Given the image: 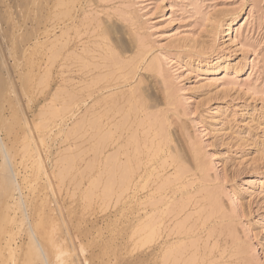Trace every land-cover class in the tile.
<instances>
[{"label": "rangeland", "instance_id": "rangeland-1", "mask_svg": "<svg viewBox=\"0 0 264 264\" xmlns=\"http://www.w3.org/2000/svg\"><path fill=\"white\" fill-rule=\"evenodd\" d=\"M9 1L10 0H3L0 2V10H1L0 20L1 18L2 19L4 18L2 21L8 23L5 24L1 21L3 23L2 24L0 22V26H2V28L5 25V27L3 28L4 31L0 29V34H1L0 44L2 45V46L0 45V50L4 49V51L2 50L3 52L1 51V53H3L2 57L4 58V56L7 55L8 58H4V60L6 59V61H9L6 62L7 65H9L8 68L9 71L4 69L2 71L3 73L2 77L6 80L9 78L13 80L14 78L17 79L18 82L13 80V82H17L15 86H14L15 83L13 84L14 89L13 88L9 89L8 92L6 93V98L3 101V103L4 102L5 103L3 105L6 108L5 114L8 118L6 117L4 124L0 129L2 138L4 139L5 150H6L5 151L6 155H5L3 153L4 151L0 149V264H46L45 260H43L44 263H42L41 261V258L44 259V256L42 257L41 254L42 252L39 251L36 244H34V242L32 243V241H30L28 237L27 233L30 230H34L35 232L37 231L36 233H38L39 237L41 236L40 242L42 241L41 242L42 251L46 256V259L48 260L47 264H161L163 262V260L161 259H164L166 255V254H162L163 252L166 253L167 249L169 250L171 249V247H173V245L177 244L178 239L183 240V238L186 237L184 240H189V239L191 240V236L193 238L192 241L197 239V237L198 239L197 242L195 241L196 246L193 245L194 243L191 242V245H193L194 247L192 246L190 250L188 249L190 252L188 251L186 256L188 257L190 255L188 257L190 258L192 255L196 253L193 252L196 249V247L200 248V249L198 248L196 249L197 251V253L195 254L196 256L194 255L198 260V264H215V263L242 264V262H244V264H264V0H79V1L76 0L77 2H75V0H71L76 3V4L74 3L75 5L72 2H70V0L69 1L64 0L65 4L67 1V4L62 9L61 8L54 9V7L56 6L58 7V4L49 3L46 4L43 8H41L38 2L35 4V6H33L34 4L30 2L31 6L30 3L27 6L24 3H21L20 5H16L11 2L9 3ZM69 2L70 4H68ZM71 4H73V7L75 6V9L71 8L72 7ZM6 5H8V7ZM61 7H63V5ZM65 8H67L68 10L71 8L72 12L65 10ZM82 10L83 11L86 10V11L82 12ZM62 11H64L63 13H65V15L61 17L60 14H62ZM12 13L14 16L12 15ZM55 13L57 14L60 13V14L55 15ZM68 14L73 16L69 17ZM84 14L86 15L89 14V15L86 16ZM54 16L55 17L59 16V17H56L57 19L54 20L55 19ZM24 20L26 21L24 22ZM88 24H91V28L90 26L86 28V25ZM47 27H48L47 29L48 31L46 30ZM61 28L63 30H61ZM94 28L96 30L100 28V30L96 31L95 33ZM50 29L51 31L49 32ZM78 29L79 32L77 31ZM111 29L112 31H110ZM74 31L78 32L79 34L78 35L77 33L74 34ZM3 32H5L3 34L4 36L6 35L5 38H3L4 37L2 35ZM9 33H11V35H9ZM101 33H103L104 35L103 34L101 35ZM8 35L10 37L14 36L16 41L13 37L12 38L8 37L9 40L8 39L7 40L8 41L11 40V42H9V44L8 42L4 44L7 41L6 38ZM63 35H65L64 40L62 38ZM79 35L81 37L83 35L82 40L80 41H79L80 38ZM93 35L96 38L97 37L98 38L97 39H95V37L93 38ZM55 36H57L58 38L60 37L59 38L60 40L56 37L57 40L59 41V44L57 42L58 48H60L62 46L61 44L64 43V41L66 40L65 43L67 42L66 44H68L66 48L68 47L69 49H64L65 51L59 54L60 57L56 56L57 59L58 58L60 59L59 60L56 59V61L54 62L53 60L54 58H56L54 55H52V53H54V50L53 51L50 50L52 52L51 53L48 47H51L50 49H53L52 46H54L53 44L55 43V41H51V38L52 40L53 38L56 40ZM72 36L75 37H73L72 39ZM101 36H103L104 39L101 38L100 40ZM39 37H41L42 40ZM106 38H108V40L105 41ZM117 38L119 40V43L116 41ZM1 39H4L5 41L4 40L1 41ZM44 39H46L47 41L45 40V42H42ZM121 39L123 40V43H121L122 42ZM10 43L14 44L13 47L14 50L11 48L12 45L9 46ZM92 43L94 44V46ZM98 43L99 46L101 47V50H103V52L101 50L99 51L100 48L97 47ZM86 44L88 45L85 46ZM103 45H106V47L104 48ZM6 46H9V48ZM27 46H29V48ZM25 47L27 49H24ZM86 47H88L89 50H91L90 51L91 54L99 53V56L102 55V57L104 58L102 59L101 57L102 59L101 60L97 54L96 55L94 54L95 56L94 58L97 59L99 58V60L96 59L97 62H95V60L93 59L94 60L93 62L92 59H90L91 58L89 55L90 53H88L89 51L88 48ZM21 48L24 50L25 54L23 53V50ZM81 48L86 50L83 51L81 50ZM110 48L112 49L111 51H115L118 53L119 59H123L124 57L123 59L124 63L125 61L128 63V60L130 61V58L132 61V57L133 60L134 58L135 59L140 58V61H138L139 59H137L136 61L133 62V63H137V61L139 62L137 65L135 64V66H137L136 68H134L135 66L133 67L134 64L131 65L129 63V66L132 70L133 68L134 70L136 69L135 71L134 70L132 71L133 74L131 73V69L129 68V66L127 67L126 65L127 63L124 64L122 60H119L120 61L119 63L121 64L120 67L119 66L115 68L111 67L112 69L110 68V65L111 66L113 65L112 62L110 63L109 61L106 63L105 62L101 63L104 60L107 61V59L109 58L108 56L111 53L109 50ZM11 49L13 51H15V49L18 51H16V53H14L13 51L10 52ZM47 51H49L51 55ZM107 51L109 54L107 53ZM121 51H123L122 52L123 55L121 54ZM69 52H73V53L72 54L70 53L71 55L70 54L68 55ZM85 52H87L88 54H85ZM13 53L14 55L15 54L17 55L14 56ZM22 53L24 54L23 56ZM74 53H76L79 57L83 58L85 61L80 62L81 59L78 58V56L73 57ZM83 53L85 54V56ZM139 54L141 55L140 57H138ZM9 56L11 57L10 59ZM51 56L54 57L51 60L52 64L51 61L49 62V60L52 58ZM15 57L17 58V60L15 59ZM65 57H67L68 59H66ZM12 59H14L13 63L18 62L19 64L16 66L17 64L16 63L13 66V64H11V62L13 61ZM72 59L74 60L72 61ZM67 60H69L70 63H67L68 62ZM87 60L89 64L93 63L92 65H94L96 68L97 66L99 67L96 70L95 68H92L93 66H91L90 68V65L89 64L87 65ZM19 61H21V63ZM156 62L158 64L157 65L158 67L155 72L152 68L154 64L156 66ZM73 63H76L75 64L76 66L73 65V67H71V64ZM96 63L97 64L100 63V64L96 66ZM22 64L25 67L20 66ZM45 64L47 66H45ZM104 64L106 66L103 67L102 65ZM49 65L50 66L54 65V67L52 66L53 68H51ZM62 65L64 67H62ZM83 65L89 66L91 70L87 69L86 66H84L83 68ZM15 66L17 67L18 70L17 69L12 70L13 68H16ZM65 66H67L68 68ZM100 66L103 67L102 69H105V71L102 69L101 71L99 69L101 68ZM124 66H126L128 70L124 69L122 72L121 67ZM107 67L110 69L108 70ZM20 68L21 70H23L22 72ZM49 68L51 69L49 70ZM159 68L161 70H159ZM93 69L97 72H95ZM151 69L152 71H150ZM117 70H119V72H117ZM11 71L15 73L14 76ZM112 71L113 72L116 71V74L111 75ZM108 72L113 77L112 80L111 76L108 75L113 82L112 81L109 82L110 79L108 77H107L108 79H106V77L104 76L105 77L104 79L106 81H103L101 79L100 81H102L103 83L101 82L100 84L97 83L95 84V82H97L96 80L100 79L97 78L98 77L97 75H99L100 77L101 76L100 74H102L103 76ZM90 73L91 74L94 73V74L90 75ZM128 73L131 74V76L130 77L128 76L126 77V79L123 80L122 79L123 76L128 75ZM18 74L20 75L18 76ZM119 74L120 76L121 75L123 76L120 78ZM8 75L11 77H9ZM16 75L18 78L16 77ZM23 75L25 76L24 80L28 82V84L26 82V85L25 83H22L21 78L24 77ZM42 78H46L47 82L48 81L49 82L47 83L46 79L45 81H43L44 79ZM117 78L120 79L117 80ZM68 79L69 81L70 79L73 80V82L72 81H71L72 83L69 82ZM38 80H40L41 82H39ZM90 80L92 85H89ZM114 80L116 82H114ZM125 80L127 81L124 82ZM42 82L46 83L45 85L43 83L42 85L43 87L39 86L42 84ZM38 83L41 84L38 85ZM54 83H56L55 86ZM87 84L89 85L90 90ZM23 85L27 86L26 89L28 91L27 90L25 91V87ZM95 85H98L96 86L97 88L95 87ZM71 86L72 88H70ZM84 86L87 87L84 88ZM62 87L64 89H62ZM109 87H111L110 91H108ZM65 88L67 89L66 93L68 94L66 96H64L65 91L64 93L62 92V90H65ZM80 88L81 89L84 88L85 90L83 91V89L81 90ZM142 88L144 90H142ZM99 89H101L102 91ZM12 90L18 93L19 96L18 94H15V92H13ZM21 90L27 93L25 94V92ZM41 90L42 92H40ZM47 90L50 93H47L48 92ZM56 90L57 91L60 90L59 92L60 93L62 92L61 93L62 95L60 93L56 94L57 93ZM129 90L130 92H128ZM135 90L138 91L137 94L132 93V92H136ZM98 91H100L101 94ZM20 92H22L23 94H21ZM118 92H120L121 94L120 93L117 94ZM70 93L73 95L70 96ZM89 93L93 94L89 96L91 99L87 97ZM112 93H114L115 95ZM154 93L155 95L153 96ZM74 94L77 97L78 96L79 97L74 99ZM110 94L112 95V99L109 96ZM129 94H131V96ZM16 95L18 96L17 100L15 98ZM128 95L130 96L129 99L127 98ZM20 96L23 99H21ZM44 96H45V100H44ZM56 96L58 98L55 101L54 99L56 98ZM67 96L71 98L73 97V99H67L68 98ZM121 96H124L122 98L123 101L121 100ZM85 97H87V99L82 100V98ZM136 97H142V98L139 99ZM154 97L157 98L156 102L159 100L158 103L159 104L161 103V105L158 106L156 102L152 101L155 99ZM132 98L134 99V101L137 102L138 101L141 103L145 102L144 108L142 110H138L139 113L136 112L138 115L133 113V116L130 117V121H128L127 126H125L124 129H121L124 131V133L122 132L124 135H121L122 134L121 130H118L120 131L121 136L117 131L115 137L113 138L112 136L115 128H113L114 126L112 127V125L115 124L117 125L119 124V122L120 123L123 122L122 116L126 115V113L128 112L127 110H129V107H132L131 106L132 104L130 105V101L132 100ZM151 98L152 100H150ZM113 99H114V104H116V102L118 101L117 103L118 105L115 111H113V107L112 108L110 107L111 105L113 106L112 103ZM71 100L74 101H72L71 103L70 102ZM47 101L50 102L48 103ZM126 101L127 103L128 102L129 103L127 104ZM52 102L55 103H53L52 105L50 104ZM62 102L64 103L68 102V103L63 104ZM84 102H86V104H84ZM97 102L98 104L99 103L100 104L98 105ZM154 103H156L155 105H157L156 106L157 108L155 107L156 109H154V107L153 108L151 107V105H153ZM142 104L138 105L137 107L140 109ZM50 105L53 111H54V107L55 108L57 107L58 110L62 107L61 109L63 110V107L66 106V108L64 107L66 111L65 110L63 111L67 112V108L71 106L72 107H71V111L70 109H68L69 111L67 113L64 112V114H62L63 111L60 110L61 112L58 111V115H56L57 111H54V113L55 112L56 113L53 116L54 113L51 114L52 110L50 108L48 110V107H50ZM120 105L124 106V109L122 110V114H120L118 112L120 110L117 109ZM8 108H10L11 110H9ZM45 108L47 109L45 110ZM105 108L107 113H110L109 110H107V108H111V113L104 114L105 117L109 116L108 119L103 118V116H101L103 122L101 130L103 131L98 132L97 130V133H100L99 135H101L103 134V132H106V130H109V128H111L110 130L112 131V134H111V138H109L105 143L106 145H104V148H102L103 154L100 152V150H102L101 148L99 149V151H97V153L99 154H97V158L95 157L97 161L96 164L94 165L95 163L93 162L94 158L93 160L92 159L89 160V158L94 157L93 152L96 151V146L94 145L96 144L94 145L92 144L96 143V139L98 137H96L95 135L96 130L94 131L92 130L93 131L92 132L91 129H88L89 126L87 121L92 120L93 118H95L96 115L97 118L99 114H102L105 111ZM147 108L149 109L151 108L152 110L151 109L148 110ZM145 110L147 111L144 112ZM96 111L98 114H96ZM115 112L118 113L116 114ZM90 113L94 114V117L92 115L91 118ZM45 114L47 115L44 117ZM88 114H90V116ZM51 115L53 117H51ZM134 115L138 116L135 117V120L133 118ZM84 116H85V121H84L85 125L83 126L82 119L84 118ZM150 116L151 117L153 116L154 118L153 117L151 118ZM22 117L25 118L27 117L29 119L28 120L26 118L28 122L26 128L24 125L25 123L23 124V122L21 121ZM41 117L43 118L41 119ZM119 118L121 119L118 122L117 120ZM97 119L99 120V117ZM156 119L158 121L157 124L155 123ZM42 120L44 122L48 121L49 123L48 122L45 123L46 125L44 126L43 122L39 123V121ZM98 120L96 122L99 123ZM139 120L144 121V123L139 122ZM80 121L82 122L80 123ZM137 122L139 123V126L137 125ZM163 122H166L167 124L166 126L167 128H165L166 130L163 129L165 130L163 131V137L162 138L154 137L156 138L154 139L152 136H156L157 134L155 133L152 134V133L155 130H157V128H159L160 126L159 124L160 123L162 124ZM30 123L32 124L34 123L33 124L34 126L37 123V127L38 125L43 124V127L45 128L42 129L40 128V131L38 132L37 130L39 129L40 126L37 129H35V127H32L33 125ZM130 123L131 126L129 128L128 126L130 125ZM145 123H147L146 126H144ZM151 123L152 125H154L155 123L156 126L154 128L155 130L151 128L152 126ZM29 124L31 125L30 127ZM74 124L75 125L81 124L82 127L79 126L80 127L79 128L77 125L76 127H74L75 126ZM166 124H163V128ZM148 125L150 127H148ZM136 126L138 127V129L141 130H138ZM140 126H143L144 128ZM31 127L33 128V130H35L33 132L36 134V135L34 134L36 138L32 136L33 134H31V139L28 140V137H30L28 135L29 134L28 132L30 131ZM135 127L137 130H135ZM147 127L148 129L151 128V130L148 131ZM127 128L129 129L126 131ZM70 129L72 133L67 132L70 131ZM144 129H147V131L150 133L149 134L145 130L146 136L149 135L147 141L144 136L145 135L143 131ZM133 130H135L136 135L139 136V137L137 136V138L139 139V142L141 144V149H142V145L144 146L145 150H147L149 146H152L149 145V143L151 142V141L149 142V139H151V137H152V141L153 139L155 141L152 142L153 147H151V149L147 151H144V149L141 150L142 156L140 155L141 157L140 159L142 160L140 161L141 163L140 165L142 170H140V174L144 176V178L141 179L140 183L138 184L139 185L138 189L140 188L141 189L140 191L137 190L135 194L132 191L128 192V194L127 193L123 194L122 197L124 198L123 200L122 198L119 199V197H117L119 194L117 191H116L117 194L114 193L115 195H113V193L111 192L112 194L110 193V196L112 195V197L114 196L115 198L113 197V198H108L109 200H105V198L107 199V197H105L107 196L106 190L104 192V189H106L105 186L112 184L111 185L112 189L113 188L115 189L117 185L114 186V184L115 182L117 184L118 181V179H116V181L115 180L112 181L114 178L113 179L110 178L112 180H110L108 177L106 178V176H109L110 174L107 172V170H109V167L111 169L110 172H112V168L110 165L106 167L107 166L106 160L108 159L107 156H110L109 154L112 151L113 154L111 153V157L115 155L114 152H116L117 154V151L118 152L121 151L120 158L125 156L124 158H121L122 163H124L123 161L126 158V155L124 154L127 153V152L125 153V151L128 148V147L125 148V146H127L125 144L128 143L125 142V139L126 137L129 138L130 133L133 132ZM111 131H109V134ZM166 131H167L166 134L167 137L166 136L164 137L165 135L164 132ZM74 132L78 134H75ZM48 133H50V135ZM68 133H70L69 137H67ZM84 133L86 134L84 135ZM92 134L94 135L93 136L94 139L90 138L91 137L90 135ZM141 134H143V136ZM71 135L74 136L71 137ZM118 136L121 137V141L119 140V142L117 139L119 138ZM24 137L27 140H24ZM41 138H45L46 142L40 143L41 141H39V139L41 140ZM115 138L117 139L116 146L114 142L116 140ZM88 139H91L92 141L87 142ZM143 139H145L144 140L145 143H148L147 145L143 142ZM160 139L161 141L165 139L166 142L168 139L167 144L165 141H163V143L159 142L160 144H158L157 141H160ZM34 141H36L37 143H35ZM126 141H129V139ZM178 141H179V145H178ZM156 143L159 145V147L156 146L157 145ZM164 144L166 145L163 148ZM27 145H30L31 148L25 149ZM119 145L120 147L122 146L121 150L117 148ZM180 145L182 146L181 150H180L181 147L179 148ZM106 146L107 147L109 146L107 148L108 150L107 149L105 150ZM67 148H69L70 150H66ZM159 148L161 149L158 150ZM115 149L117 151H114ZM131 149L132 152L130 153H133V148ZM172 149L174 150V153ZM127 151H129V148L127 149ZM155 152H157L158 154L157 153L155 154ZM100 153L102 155H100ZM170 153H173L175 155V158L172 157L173 154ZM180 153H182V155L184 154V157L182 156L181 158V155H179ZM7 154L9 158L7 157ZM37 154L38 156L39 155L41 156V161H42L41 164L32 163L35 158V157L33 158V156L34 155L36 156ZM80 154L81 156H79ZM151 154H153L155 159L150 158L152 157ZM71 155L76 157V160H74L75 162H73V164L71 163L72 167L69 163L75 157L73 158V156ZM4 156L7 158L5 159ZM64 156L65 158H63ZM102 156L104 157L102 158ZM67 157L69 158L71 157L73 159L72 160L71 158L66 159ZM77 157H79L78 160ZM105 157L106 159H104ZM146 157L148 158L146 159ZM10 158L14 159L12 160V162L13 164H15V169H16L15 171H17L16 172L17 175L20 174L18 175V177L20 176L19 187L21 191L15 192L12 188L11 190L10 186L7 185L6 183L4 177L6 172V170H4L5 168L4 165H6V163L4 160L8 159L10 161L11 160ZM167 158L169 162L167 161ZM171 158L172 159L174 158L177 164L172 163L175 161L171 160ZM63 159L65 160L63 161ZM148 159H151V163L149 162L150 160ZM183 159H188L186 162H183L185 163L184 164L185 167L188 168L183 170L184 172L187 171L185 172V175H183L184 172H182V175L180 174L181 173L180 169L182 167L183 169L185 168L184 166H181L183 165V163L181 164ZM68 160L70 161L67 163L70 165V168H74L73 171L66 164V161ZM146 160H148V162ZM163 160H165L166 162ZM89 161L90 163L93 162L91 167H90L91 164L88 165L89 168H91L89 169L90 171L86 169V166L87 164H89ZM104 161L106 162L105 164ZM2 163L5 164L3 165ZM153 163L155 165H153ZM161 163H163L164 166V167L162 166L163 167L162 170H160L162 167L158 166V164L161 165ZM165 163H167L168 165H165ZM186 163L188 165H186ZM2 165L4 168L2 167ZM102 165H105L106 167L105 170L104 169L102 170L103 168ZM179 165H180L179 171L175 170ZM94 166L95 168L93 169ZM66 167H68L69 171L66 170L67 169ZM64 170L66 171L63 172ZM101 171H104L103 173L104 176H102V174L100 175L102 179L105 180L106 178L109 181L114 182V184L111 182H109L108 184L107 181L106 182L107 185H106L104 183L105 182L104 180H100L99 179L100 177L98 178V174H100ZM146 171L148 172V174ZM154 171H158V172L154 173ZM40 172H44V173H40ZM66 172L67 173L70 172L69 175ZM81 172L82 173L84 172V176L81 175L80 177L79 175ZM89 172L92 173L90 174V176H88ZM105 172L108 174L105 175L106 174ZM168 173H170L173 176V177L171 175L170 177L168 176L170 180L174 178V180H171L172 182L175 181L176 173L177 175L180 174V177H182L183 182L180 181L181 178H179L178 180H176L178 184L176 182H173V184L170 185L171 187L165 186L167 187L166 189L165 187L164 188L162 187L160 189V187L163 185V182H166L168 180L167 178ZM156 174H159V176ZM60 175L64 176L62 178L66 181L63 182L62 181L63 179L60 177ZM65 175L67 176L68 179L66 178ZM151 175H153L152 179L151 177H149ZM73 177H75V181ZM160 177H162V179ZM3 178L5 182H3ZM71 178H73V180ZM94 178L96 181L97 179H99L100 183L101 181H104L103 183L105 184V186L103 185V183L101 184L99 183L100 185L97 184L96 186V183L98 181L97 182L94 181ZM148 178L149 180L150 179L151 180L149 181ZM60 179H62L61 180L62 183L59 182L58 188L56 189L57 187L56 183H58L57 181H59ZM143 180L146 182L149 181V185L147 183L148 185L147 186L146 182H144ZM78 181L81 182V185L79 182L80 186H76L78 185ZM93 181L94 183L96 182L95 185L93 184ZM3 183L6 184L7 187H9L8 190L4 189ZM88 183L91 184L92 186L91 187L88 186ZM160 183H162V185L159 187ZM86 184L88 187L86 186ZM183 184L186 185L187 188L186 186L185 188H183L181 186ZM101 185L104 187H102ZM152 185L153 187H151ZM93 186H96L97 188L94 187L95 188L94 189L92 188ZM178 186L181 187L178 188ZM148 188L149 190H147ZM88 189L93 191V193L90 194V196H89L90 192L88 193L89 191ZM143 190L145 191V193ZM157 190H159L160 192H156ZM138 191L142 193L140 194ZM172 191L174 193H172ZM86 192L88 194H86ZM213 193L214 194L217 193L218 197L216 196L217 194L213 195ZM85 194L88 196L86 197ZM211 194L212 196H210ZM92 195L95 196L93 197ZM189 195L190 197H188ZM91 196L93 197V199H88L89 197L91 198ZM164 196H166V198ZM176 196L177 198H175ZM179 196L183 198H181L180 200ZM163 197L166 200L168 199V201L166 202V200L162 199ZM208 197H210L211 200H209ZM159 198H161L162 200H159ZM207 198L209 202L208 200L206 201ZM212 198L215 200L213 201V203L211 202ZM219 198H220V203H219ZM115 199L116 201L118 199L119 203L114 202ZM155 199L156 200L158 199L159 201H156ZM152 200H155L156 203L163 200L164 201L162 202V205L161 202L160 204L158 203L160 207L159 206L154 207V205L151 204ZM171 200L174 201L170 203ZM176 200L179 201V202L177 201L178 204H175ZM190 200H192L191 201L192 204L189 203L188 205V202H190ZM216 201H217V206L216 204H214ZM149 202L150 205L154 207L155 212L151 206L149 205L145 206ZM164 202L166 203L163 204ZM115 203H118L117 206L114 205ZM131 204L132 205L135 204V206L134 205L132 206ZM182 204L183 206H181L180 209L185 206L184 212L183 209H181L182 211L180 209L179 210L175 209V206H180ZM208 204H210L209 206L213 207L214 209L216 207L217 211H215L213 208L211 209L208 206ZM167 205L169 207H167ZM172 205H174L175 211L173 213L175 214L172 213L171 214L172 216H168V214L170 213L167 212L165 214L164 212H166V210L171 209L173 207ZM192 205H195V207ZM204 206H206V208ZM131 207H133L134 209ZM200 207L202 208L203 212L206 210L204 214H202ZM203 207L205 208V210ZM218 207L220 208L219 210H221V208L223 207V210H221L220 212L218 210ZM135 208L137 209L136 211ZM156 208L159 209L157 210L158 212L156 211ZM116 210L119 211L117 212ZM209 210L211 211V213L213 211L212 213L213 215H210L211 213L207 214ZM218 211L220 213H218ZM144 212L145 214L148 213L146 214L147 216L149 215L152 216V214L153 215L155 214V219L160 218L158 219V221H161V224L163 223L162 225L159 226L160 230L162 229V231H160L159 236H157L158 238L155 237L156 239L154 238L152 242L148 243L149 246L146 245V242L143 239L144 233L142 231V228L139 227L146 218V215L143 216ZM160 212H161V216L158 217L160 215ZM193 212L195 213L198 212V214L196 215L194 213L195 215L193 214L192 217L191 216L189 217L188 215L189 214L191 215V213ZM181 213L184 214L181 215ZM216 213H218L217 216ZM141 214L143 217L141 216ZM176 214L178 215L176 216ZM186 214L189 217V219L191 218V221L187 220L188 218L187 216H185ZM184 216L186 217V219ZM165 217L166 219H168L169 217L170 218L168 220H164ZM208 217L211 219H207ZM129 218L131 219V221ZM182 218H184L187 221H185L184 219L182 220ZM196 218L200 219L199 223ZM203 218H205L206 221L207 220L210 221L207 222L205 221L206 223L203 222L202 224L203 226H202L201 222L205 220ZM170 219L172 220V222L169 223ZM181 220L183 221L182 223ZM178 221H179L178 224H183L185 222H187V224L185 223L186 224L185 226L183 224V227L179 229L178 224L176 225ZM133 222L135 223L133 224ZM167 223L169 224V226ZM128 224H130V226ZM204 224L206 226H204ZM173 225H175V227H173ZM189 225L191 226L193 225L192 227L196 225L194 227L195 229L194 228L190 229L191 226ZM218 225L219 227H217ZM172 227L173 230L171 229ZM233 227L234 230L232 229ZM135 228H137L136 231ZM207 229H211V230L208 231ZM170 231H172L171 232L172 235ZM176 231L178 232V236L177 233L175 235ZM184 232L185 235L183 234ZM210 232L213 233L211 236H210ZM219 232L222 233L221 234V236L223 235L222 237L219 236L220 235ZM230 232L233 234L232 236H234L231 238V240L229 238L231 237ZM169 234L172 236L171 237L172 239L166 240L165 238L167 237L170 238ZM163 235L165 236L163 237ZM180 235L181 236L183 235V237H180ZM194 235L196 236L194 237ZM201 235L202 238L200 239L199 237H201ZM225 236H227V238H225ZM140 238H142L143 240L142 239L139 240ZM206 239L208 240L209 244L205 242L207 241ZM136 241L138 242V244L136 243ZM143 241L144 244L141 245ZM214 241L215 242L217 241L216 244ZM224 241L226 242V244ZM185 242L186 244L190 245L189 244L190 241H185ZM203 242H205V245L207 244L206 246L207 249L205 247L206 250L203 249V245H204ZM58 244L61 245L62 249L58 250V248L55 247ZM198 244L200 246H198ZM213 244L216 245V247L214 245L215 248L211 246ZM144 246H146L147 248ZM237 247L239 251L238 249H236ZM33 248L35 250H33ZM210 248L214 250L212 251L210 250ZM37 249L39 254H41L40 256L37 254L38 253ZM203 250L206 251L205 254ZM151 251L152 254L150 253ZM208 252L212 253L211 257ZM231 253L238 255H234V257H232L233 255H231ZM202 254L205 257H202L203 256ZM241 254H243V256ZM143 255L146 257L145 259L144 257H142ZM200 257L204 258L203 260L205 261V263L203 262L202 259H199ZM208 257L209 260L207 259ZM230 258L231 260H229ZM200 260H202V263ZM209 261L211 262L208 263ZM162 264H166V262L164 261V263ZM167 264H171V262L169 263L167 262Z\"/></svg>", "mask_w": 264, "mask_h": 264}, {"label": "bare ground", "instance_id": "bare-ground-1", "mask_svg": "<svg viewBox=\"0 0 264 264\" xmlns=\"http://www.w3.org/2000/svg\"><path fill=\"white\" fill-rule=\"evenodd\" d=\"M1 1H3V0H0V2H1ZM67 1H69V0H67ZM67 1H66V4H67ZM77 1H79V0H77ZM77 1L75 0V2H77ZM10 2H11V3H14V4H16V5H20L21 3H24V4L27 5V6H28V4H29L30 2L34 4V5L32 4L33 6H35V4L38 2V4L40 5L41 8H43L46 4H49V3H50V4H58V7L56 6V7H54V9H57V8H61V9H62V8H64V7L66 6L64 0H10L9 3H10ZM70 2H72L73 4L75 3V2H73V1H71V0H70ZM70 2H69L68 4H70ZM80 2H81V1H80ZM7 3H8V2H7ZM31 3H30V6H31ZM73 4H71V6H72L71 8L75 9V6L73 7ZM75 4H76V3H75ZM75 4H74V5H75ZM2 5H3V4H2ZM62 5H63V7H61ZM80 5H81V3H80ZM83 5H84V4H83ZM6 6L8 7V5H6ZM85 6H86V5H85ZM17 7H18V6H17ZM46 7H47V6H46ZM71 8H70L69 10H68L67 8H65V10H68L69 12H72V11H71ZM30 9H31V7H30ZM49 9H51V8H49ZM54 9H53V10H54ZM77 9H78V8H77ZM35 10H36V9H35ZM59 10H60V9H59ZM63 10H64V9H63ZM80 10H81V9H80ZM83 10H84V9H83ZM83 10H82V12H85L87 9H86L85 11H83ZM0 11H1V10H0ZM28 11H29V10H28ZM56 11H57V10H56ZM77 11H78V10H77ZM63 12H64V11H62V14H63V15L59 13L61 17L65 15V13H63ZM2 13H3V12H2ZM44 13H45V12H44ZM75 13H77V12H75ZM78 13H79V12H78ZM49 14H50V13H49ZM56 14H57V13H55V15H56ZM59 14H57V15H59ZM66 14H67V12H66ZM80 14H81V11H80ZM12 15H13V13H12ZM27 15H28V12H27ZM38 15H39V14H38ZM52 15H53V14H52ZM68 15H69V17L71 16L70 14H68ZM68 15H67V16H68ZM74 15H75V14H74ZM84 15H86V14H84ZM88 15H89V14H87L86 16H88ZM13 16H14V15H13ZM72 16H73V15H72ZM72 16H71V17H72ZM56 17H59V16H56ZM56 17L54 16L55 19H54V18H53V19L56 20V19H57ZM75 17H76V16H75ZM26 18H27V17H26ZM65 18H66V17H65ZM65 18H64V19H65ZM3 19H4V18H3ZM3 19L1 18L0 22H1ZM13 19H15V18H13ZM21 19H22V17H21ZM21 19H20V20H21ZM59 19H60V18H59ZM64 19H63V20H64ZM73 19H74V17H73ZM88 19H89V18H88ZM54 20H53V21H54ZM65 20H66V19H65ZM71 20H72V19H71ZM16 21H17V20H16ZM25 21H26V20H24V22H25ZM53 21H52V22H53ZM84 21H85V20H84ZM84 21H83V22H84ZM2 22L5 23L4 21H2ZM2 22H1V23H2ZM48 22H49V19H48ZM57 22H59V21H57ZM57 22H56V24H57ZM63 22H64V21H63ZM69 22H70V21H69ZM90 22H92V21H90ZM3 23H2V24H3ZM41 23H42V21H41ZM60 23H61V22H60ZM65 23H66V22H65ZM67 23H68V22H67ZM70 23H71V22H70ZM5 24H8V23L6 22ZM9 24H10V23H9ZM46 24H47V23H46ZM48 24H49V23H48ZM50 24H51V21H50ZM58 24H59V23H58ZM79 24H80V23H79ZM94 24H95V23H94ZM21 25H23V24H21ZM62 25H64V24H62ZM67 25H68V24H67ZM82 25H83V23H82ZM97 25H98V24H97ZM6 26H8V25H6ZM14 26H16V25H14ZM19 26H20V25H19ZM46 26H47V25H46ZM56 26H58V25H56ZM73 26H74V25H73ZM89 26H90V28H91V24L86 25V28L89 27ZM0 27H1L0 29L4 31L3 28L5 27V25H4L3 28H2V26H0ZM22 27H23V26H22ZM51 27H52V26H51ZM61 27H62V26H61ZM68 27H69V26H68ZM99 27H101V26H99ZM6 28H7V27H6ZM9 28H10V27H9ZM56 28H57V27H56ZM58 28H59V27H58ZM90 28H89V29H90ZM96 28H97V27H96ZM26 29H27V28H26ZM47 29H48V27L46 28V30H47ZM59 29H60V28H59ZM89 29H88V30H89ZM9 30H10V29H9ZM9 30H7V31H9ZM21 30H22V29H21ZM21 30H20V31H21ZM52 30H53V29H52ZM61 30H63V29L61 28ZM70 30H71V28H70ZM98 30H100V28L97 29V30L94 28L95 33H96V31H98ZM103 30H104V29H103ZM17 31H18V30H17ZM47 31H48V30H47ZM47 31H46V32H47ZM50 31H51V29L49 30V32H50ZM58 31H59V30H58ZM75 31H76V29H75ZM75 31H74V34L77 33V35H78V34H79V33H78V32H79V29L77 30L78 32H75ZM110 31H112V29H111ZM10 32H11V31H10ZM41 32H42V31H41ZM46 32H45V34H46ZM85 32H86V31H85ZM91 32H93V31H91ZM99 32H101V31H99ZM4 33H5V32H3L2 35H3ZM20 33H21V32H20ZM20 33H19V35H20ZM55 33H56V31H55ZM62 33H63V32H62ZM66 33H68V32H66ZM88 33H89V32H88ZM13 34H14V33H13ZM17 34H18V32H17ZM17 34H16V35H17ZM34 34H35V33H34ZM38 34H39V33H38ZM64 34H65V33H64ZM90 34H91V33H90ZM90 34H89V35H90ZM102 34H103V33H101V35H102ZM9 35H11V33H9ZM9 35L7 36L6 40L8 39V37H10ZM48 35H49V34H48ZM54 35H55V34H54ZM65 35H66V34H65ZM65 35H63V37H62L63 40H64V36H65ZM84 35H85V34H84ZM103 35H104V34H103ZM0 36H1V34H0ZM3 36H4V35H3ZM5 36H6V35H5ZM5 36H4L3 38H5ZM61 36H62V35H61ZM66 36H67V35H66ZM12 37L14 38V36H12ZM12 37H10V38H12ZM15 37H16V36H15ZM35 37H36V36H35ZM35 37H34V38H35ZM42 37H43V36H42ZM51 37H52V36H51ZM56 37H57V36H55V38H56ZM73 37H75V36H72V39H73ZM79 37H80V38H79V41H80V40H82L83 35H82V37L79 35ZM94 37H95V36L93 35V38H94ZM20 38H21V36H20ZM39 38H41V37H39ZM44 38H45V37H44ZM57 38H58V37H57ZM57 38H56V40H55L54 38H53V40H52V38H51V41H55V43L53 44L54 46L51 45L53 49H50L51 47H48V48H49V51H50V50H52V51L54 50V53H52L51 51H50V52H51L52 55H54L55 57H56V56L58 57L59 54H60L61 52L65 51L64 49H69L68 47L66 48V46L68 45V44H66L67 42L65 43L66 40L64 41L65 44H64V43H62V44L60 43L62 46L60 45L61 47L59 46L60 48H58L57 46H58V44H59V41L57 40ZM59 38H60V37H59ZM59 38H58V39H59ZM62 38H61V40H62ZM66 38H67V37H66ZM93 38H92V39H93ZM97 38H98V37H97ZM97 38L95 37V39H97ZM101 38L104 39L103 36L100 37V40H101ZM14 39H15V38H14ZM14 39H13V41H14ZM46 39H48V38H46ZM46 39H44L42 42H45ZM77 39H78V37H77ZM83 39H84V38H83ZM114 39H115V38H114ZM2 40H4V39H1V41H2ZM8 40H9V39H8ZM8 40H7L4 44H6L7 42H8V44H9V42H11V40H10V41H8ZM41 40H42V38H41ZM59 40H60V39H59ZM68 40H69V38H68ZM106 40H108V38H106L105 41H106ZM121 40H122V39H121ZM121 40H120V41H121ZM4 41H5V40H4ZM15 41H16V39H15ZM22 41H23V40H22ZM31 41H32V40H31ZM37 41H38V40H37ZM39 41H40V40H39ZM46 41H47V40H46ZM51 41H50V42H51ZM71 41H72V40H71ZM77 41H78V40H77ZM103 41H104V40H103ZM116 41L119 43L118 38H117ZM57 42H58V44H57ZM68 42H69V41H68ZM85 42H86V41H85ZM117 42H116V43H117ZM1 43H3V42H1ZM13 43H15V42H13ZM20 43H21V42H20ZM34 43H35V42H34ZM81 43H82V42H81ZM107 43H108V41H107ZM121 43H123V40H122ZM26 44H27V43H26ZM29 44H30V43H29ZM92 44H93V43H92ZM92 44H91V45H92ZM125 44H126V43H125ZM0 45H1V44H0ZM11 45H12L11 48L13 49L14 44L10 43L9 46H11ZM30 45H31V44H30ZM33 45H34V44H33ZM35 45H36V44H35ZM48 45H49V44H48ZM72 45H73V44H72ZM87 45H88V44H86L85 46H87ZM91 45H90V46H91ZM96 45H97V44H96ZM111 45H112V44H111ZM122 45H124V44H122ZM1 46H2V45H1ZM9 46H6V47L9 48ZM42 46H43V45H42ZM78 46H79V45H78ZM82 46H83V45H82ZM93 46H94V44H93ZM103 46H104V48L106 47V45H103ZM112 46H113V45H112ZM22 47H23V46H22ZM27 47L29 48V46H27ZM30 47H31V46H30ZM33 47H34V46H33ZM39 47H40V46H39ZM39 47H38V48H39ZM79 47H80V46H79ZM97 47L100 48V49H99V51H100V50H101V47L99 46V43H98ZM1 48H2V47H1ZM8 48H7V49H8ZM31 48H32V47H31ZM31 48H30V49H31ZM44 48H45V47H44ZM86 48H88V47H86ZM98 48H96V49H98ZM119 48H120V47H119ZM123 48H124V47H123ZM7 49H6V50H7ZM12 49L10 50V52L14 50V49H13V50H12ZM17 49H19V48H17ZM21 49H22V48H21ZM24 49H27V48L25 47ZM32 49H33V48H32ZM77 49H78V48H77ZM107 49H108V47H107ZM2 50L4 51V49H1V50H0V129L2 128V126H3V124H4V121H5L6 117H7L6 114H5V112H6L5 109H6V108H5L4 105H3V104L5 103V102L3 103V101H4L5 98H6V93L8 92L9 89H12V88L14 89L13 84L15 83V84H14V86H15L16 83L18 82L17 79H14V78H13V80H14V81H17V82H13V80L9 78V77H11V76H9V75H8V76H9L8 78H9L10 80H9V79L6 80V79H4V78L2 77V74H3L2 71H3L4 69L8 70V68H9V65H7V63H6V62H9V61H6V59L4 60V58H8V56L6 55L7 57L4 56V58H3V57H2L3 53H1ZM22 50H23V49H22ZM46 50H48V49H46ZM81 50L85 51L86 49L84 50L83 48H81ZM109 50H110V52H111V53L109 54L108 51H107V53L109 54V56H108L109 58H108V59L106 58L107 61L104 60V61H102L101 63H104V62L106 63V62H109V61H110V63H111V62L113 63L112 66L110 65V68H111V67H112V68H115V67H117V66L120 67L121 64L119 63V62H120L119 60H122L123 63H124V60H123L124 57H123V59H119V56H118V53H117V52H115V51H111V50H112L111 48H110ZM3 51H2V52H3ZM16 51H18V50L15 49V51H13V52L16 53ZM28 51H29V50H28ZM39 51H40V50H39ZM49 51H47V52L51 55V53H50ZM67 51H68V50H67ZM77 51H78V50H77ZM88 51H89V52H88ZM88 51H87V52L90 53V54H89L90 57H91L90 59H92L93 62H94V60H95V62H97V61H96L97 58H94V57H95L94 54H95V55L97 54V55L99 56V53H92V54H91V52H90L91 50H89V48H88ZM99 51H98V52H99ZM101 51L103 52V50H101ZM6 52H8V51H6ZM19 52H21V51H19ZM74 52H75V51H74ZM81 52H82V51H81ZM87 52H85V54H88ZM122 52H123V51H121V54H122ZM14 53H13V55H14ZM23 53H24V50H23ZM23 53H22V56L25 54V53H24V54H23ZM70 53L72 54L73 52H69L68 55H69ZM104 53H105V52H104ZM138 53H140V52H138ZM9 54H10V53H9ZM26 54H27V53H26ZM42 54H43V53H42ZM46 54H47V53H46ZM71 54H70V55H71ZM74 54H76V53H74ZM74 54H73V57H75V56L77 57V56H78L77 54H76V55H74ZM83 54H84V53H83ZM85 54H84V56H85ZM100 54H102V53H100ZM4 55H5V53H4ZM15 55H17V54H15ZM15 55H14V56H15ZM50 55H49V56H50ZM105 55H107V54H105ZM105 55H104V56H105ZM122 55H123V54H122ZM10 56H11V55H10ZM10 56H9V59L11 58ZM98 56H97V57H98ZM140 56H141V55L139 54L138 57H140ZM38 57H40V56H38ZM47 57H48V56H47ZM51 57H52V56H51ZM57 57H56V58L52 57V58L49 60V62H50L53 58H54L53 61L55 62L56 59H57ZM59 57H60V56H59ZM99 57H100V59H101L102 55H100ZM136 57H137V56H136ZM142 57H143V56H142ZM13 58H14V57H13ZM22 58H23V57H22ZM65 58L68 59L67 57H65ZM65 58H64V59H65ZM71 58H72V57H71ZM78 58L81 59L80 62L85 61L83 58H81V57H79V56H78ZM103 58H104V57H102V59H103ZM125 58H126V55H125ZM144 58H145V57H144ZM9 59H8V60H9ZM15 59L17 60L16 57H15ZM59 59H60V58H58L57 60H59ZM76 59H77V58H76ZM80 59H78V60H80ZM82 59H83V60H82ZM90 59H89V60H90ZM93 59H94V60H93ZM102 59H101V60H102ZM137 59H139L138 61H140V58H137ZM137 59L134 58V60H133V57H132V61H131V58H130V61H131V62L128 60V63L125 61L124 64L127 63V64H126L127 67L129 66V63H130L131 65L134 64V65H133V67H134L135 64L137 65V64L139 63L138 61H137V63H133V62L136 61ZM12 60H13V61L11 62V64H13V66H14V64H16V63H17L16 66L19 64L18 62L13 63V62H14V59H12ZM18 60H19V59H18ZM44 60H45V59H44ZM69 60H70V58H69ZM69 60H67V61H68L67 63H70ZM73 60H74V59H72V61H73ZM97 60H99V58H98ZM22 61H23V60H22ZM35 61H36V60H35ZM156 61H157V59H156ZM19 62L21 63V61H19ZM26 62H28V61H26ZM49 62H46V63H49ZM54 62H53V63H54ZM63 62H66V61H63ZM99 62H100V61H99ZM141 62H142V61H141ZM39 63H40V62H39ZM43 63H44V62H43ZM78 63H79V62H78ZM153 63H154V62H153ZM8 64H10V63H8ZM24 64H25V63H24ZM51 64H52V61H51ZM57 64H58V63H57ZM75 64H76V63L71 64V67H73V65L76 66ZM88 64H89V62H88V60H87V65H88ZM92 64H93V63H90V64H89V65H90V68H91V66H93L92 68H95V70H96V69L99 67V66H97V65H99L100 63H99V64L96 63L97 68H96L94 65H92ZM157 65H158V64H157V62H156V66H155V64H154V66H153V68H152L155 72H156L157 67H158ZM160 65H161V64H160ZM13 66H12V67H13ZM16 66H15V67H16ZM20 66H23V64L20 65ZM20 66H18V67H20ZM45 66H47V65L45 64ZM49 66H50V65H49ZM52 66L54 67V65H51L50 67L53 68ZM60 66H61V65H60ZM84 66H86V65H83V68H84ZM102 66L104 67V66H106V65L104 64V65H102ZM113 66H114V67H113ZM10 67H11V66H10ZM23 67H25V66H23ZM62 67H64V66L62 65ZM62 67H61V69H62ZM65 67H67V66H65ZM71 67H70V68H71ZM86 67H87V69H90L89 66H86ZM86 67H85V68H86ZM100 67H101V66H100ZM103 67H101V68H99V69L101 70ZM108 67H109V66H108ZM108 67H107V68H108ZM127 67H126V66L121 67V68H122L121 71L123 72V70H124V69H127ZM136 67H137V66H135L134 68H136ZM138 67H139V65H138ZM148 67H149V66H148ZM159 67H160V66H159ZM21 68H22V67H21ZM21 68H20V70H21ZM42 68H43V67H42ZM51 68H49V70H50ZM67 68H68V67H67ZM105 68H106V67H105ZM110 68H108V70H109ZM112 68H111V69H112ZM129 68H130V66H129ZM134 68H133V70H134ZM160 68H161V67H160ZM160 68H159V70H161ZM14 69H17V67H16V68H13L12 70H14ZM28 69H29V67H28ZM47 69H48V68H47ZM79 69H80V68H79ZM130 69H131V68H130ZM152 69H151L150 71H152ZM17 70H18V69H17ZM20 70H19V71H20ZM39 70H40V69H39ZM54 70H55V69H54ZM54 70H53V72H54ZM90 70H91V69H90ZM90 70H89V72H90ZM93 70H94V69H93ZM95 70H94V71H95ZM102 70L105 71V69H102ZM102 70H101V71H102ZM106 70H107V69H106ZM119 70H120V69H119ZM119 70H117V72H119ZM127 70H128V69H127ZM127 70H126V71H127ZM133 70L131 69V73H132ZM135 70H136V69H135ZM135 70H134V71H135ZM8 71H9V70H8ZM22 71H23V70H21V72H22ZM24 71H25V70H24ZM82 71H83V70H82ZM82 71H81V72H82ZM121 71H120V72H121ZM154 71H153V72H154ZM11 72L13 73V71H11ZM11 72H10V73H11ZM37 72H38V71H37ZM55 72H56V71H55ZM92 72H93V71H92ZM95 72H97V71H95ZM112 72H113V71H112ZM112 72H111V75L116 74V71H114L115 73L113 72V74H112ZM124 72H125V71H124ZM129 72H130V71H129ZM5 73H7V72H5ZM19 73H20V72H19ZM23 73H25V72H23ZM47 73H48V72H47ZM47 73H46V74H47ZM49 73H50V71H49ZM78 73H79V72H78ZM160 73H161V72H160ZM8 74H9V73H8ZM14 74H15V73H13V76H14ZM52 74H53V73H52ZM93 74H94V73H93ZM93 74L90 73V75H93ZM132 74H133V73H132ZM11 75H12V74H11ZM19 75H20V74H18V76H19ZM44 75H45V74H44ZM49 75H50V74H49ZM65 75H66V74H65ZM96 75H97V74H96ZM100 75H101L100 77H99V75H97L98 77L96 76L97 78H100V79H99V80H96L97 82H95V84H96V83H97V84H100V83L102 82V81H100L101 79H102L103 81H106L104 78L106 77V79H108V78L110 79L109 76H111V75L109 74V72L106 73V74H104L103 76H102V74H100ZM108 75H109V76H108ZM23 76H24V75H23ZM45 76H46V75H45ZM104 76H105V77H104ZM119 76H120V74H119ZM122 76H123V75H121L120 78H121ZM124 76H125V78H124ZM124 76H123V78H122L123 80L126 79V77H128V76L130 77L131 74L128 73V75H124ZM16 77H17V75H16ZM21 77H22V76H21ZM21 77H20V78H21ZM26 77H27V76H26ZM47 77H48V75H47ZM52 77H53V76H52ZM84 77H85V76H84ZM101 77H103V78H101ZM107 77H108V78H107ZM114 77H115V76H114ZM117 77H118V76H117ZM17 78H18V77H17ZM49 78H51V77H49ZM94 78H95V77H94ZM120 78H117V80H119ZM21 79H22V83H25V85H26V82H27V81L24 80V79H25V76H24L23 78H21ZM42 79H44L43 81H45L46 78H42ZM111 79L113 80V77H112V76H111ZM111 79L109 80V82L112 81ZM127 79H128V78H127ZM148 79H149V78H148ZM148 79H147V80H148ZM40 80H41V79H40ZM40 80H38V81L41 82ZM48 80H50V79H48ZM92 80H93V79H92ZM115 80H116V79H115ZM115 80H114V82H116ZM23 81H25V82H23ZM34 81H35V80H34ZM55 81H56V80H55ZM68 81H69V79H68ZM71 81L73 82V80L70 79L69 82H71ZM93 81H94V80H93ZM98 81H99V83H98ZM126 81H127V80H125L124 82H126ZM46 82H47V79H46ZM48 82H49V81H48ZM48 82H47V83H48ZM53 82H54V79H53ZM72 82H71V83H72ZM112 82H113V81H112ZM147 82H148V81H147ZM43 83H44V85L46 84L45 82H42V84H41V83H38V85L41 84V85H39V86H42ZM56 83H57V82H56ZM56 83H54V86H55ZM67 83H68V82H67ZM82 83H83V82H82ZM85 83H87V82H85ZM92 83H93V82H92ZM102 83H103V82H102ZM27 84H28V82H27ZM83 84H84V83H83ZM88 84H89V83H88ZM88 84H87V85H88ZM93 84H94V83H93ZM118 84H119V83H118ZM25 85H23V86L25 87V91H26V90H27V89H26L27 86H25ZM60 85H61V84H60ZM81 85H82V84H81ZM81 85H80V86H81ZM89 85H92V84H91V80H90V84H89ZM89 85H88V88H89ZM108 85H109V84H108ZM21 86H22V84H21ZM52 86H53V85H52ZM75 86H77V85H75ZM75 86H74V87H75ZM96 86H98V85H95V87H96ZM106 86H107V85H106ZM115 86H116V85H115ZM120 86H121V84H120ZM31 87H32V86H31ZM42 87H43V86H42ZM66 87H67V86H66ZM86 87H87V86H84V88H86ZM90 87H91V86H90ZM22 88H23V87H22ZM52 88H53V87H52ZM70 88H72V86H71ZM75 88H76V87H75ZM78 88H79V87H78ZM84 88H82L83 91L85 90ZM96 88H97V87H96ZM110 88H111V87H109V90H108V91H110ZM116 88H117V87H116ZM116 88H115V89H116ZM148 88H149V87H148ZM31 89H32V88H31ZM37 89H38V87H37ZM44 89H45V88H44ZM48 89H49V88H48ZM62 89H64V88L62 87ZM80 89H81V88H80ZM82 89H81V90H82ZM91 89H92V88H91ZM106 89H107V88H106ZM106 89H105V90H106ZM152 89H153V88H152ZM19 90H20V89H19ZM23 90H24V89H23ZM23 90H21V91H23ZM42 90H43V89H42ZM42 90H41L40 92H42ZM81 90H80V91H81ZM86 90H87V89H86ZM89 90H90V88H89ZM99 90H101V89H99ZM103 90H104V89H103ZM142 90H144V89L142 88ZM12 91L15 92L14 90H12ZM25 91H23V92H25ZM27 91H28V90H27ZM47 91H48V90H47ZM56 91H57V90H56ZM59 91H60V90H59ZM59 91H57V93H56V92H55V93L58 94V93H60ZM64 91H65V93H64ZM83 91H82V92H83ZM101 91H102V90H101ZM111 91H112V90H111ZM133 91H134V90H133ZM135 91H136V90H135ZM147 91H148V90H147ZM18 92H19V91H18ZM43 92H44V91H43ZM62 92L64 93V96L68 95V94L66 93V92H67V89H66V88H65V90H62ZM62 92H61V93H62ZM69 92H70V91H69ZM69 92H68V93H69ZM73 92H74V91H73ZM93 92H94V91H93ZM98 92H100V91H98ZM121 92H122V91H121ZM128 92H130V90H129ZM152 92H153V91H152ZM10 93H11V92H10ZM10 93H9V94H10ZM20 93L23 94L22 92H20ZM26 93H27V92H25V94H26ZM47 93H50V92L48 91ZM61 93H60V94H61ZM77 93H78V92H77ZM119 93H120V92H118L117 94H119ZM132 93L137 94L138 91H136V92H132ZM143 93H144V92H143ZM9 94H8V96H9ZM15 94H18V93L15 92ZM53 94H54V92H53ZM78 94H79V93H78ZM100 94H101V92H100ZM102 94H104V93H102ZM112 94H114V93H112ZM120 94H121V93H120ZM125 94H126V93H125ZM134 94H133V95H134ZM150 94H151V92H150ZM13 95H14V94H13ZM41 95H42V94H41ZM49 95H50V94H49ZM61 95H62V94H61ZM72 95H73V94L70 93V96H72ZM91 95H93V94L89 93V95H88L87 97L90 98L89 96H91ZM97 95H98V94H97ZM114 95H115V94H114ZM114 95H113V96H114ZM122 95H123V94H122ZM129 95L131 96V94H129ZM129 95H128V97H127L128 99L130 98ZM133 95H132V96H133ZM154 95H155V93L153 94V96H154ZM18 96H19V94H18ZM18 96L16 95V97H15L16 100L18 99ZM23 96H24V95H23ZM23 96H22V97H23ZM51 96H52V95H51ZM75 96H76V95L74 94V99H76V98L79 97V96H78V97H77V96L75 97ZM98 96H99V95H98ZM106 96H107V95H106ZM106 96H105V98H106ZM109 96H110V98L112 99V95L110 94ZM125 96H126V95H125ZM138 96H140V95H138ZM142 96H143V94H142ZM26 97H27V95H26ZM37 97H38V96H37ZM67 97H68V96H67ZM87 97L82 98V100H83V99H87ZM94 97H95V96H94ZM96 97H97V96H96ZM114 97H115V96H114ZM123 97H124V96H121V100H122V101H123V99H122ZM146 97H147V95H146ZM151 97H152V96H151ZM9 98H10V97H9ZM20 98H21V96H20ZM29 98H30V97H29ZM52 98H55V97H52ZM52 98H51V99H52ZM57 98H58V97L56 96V98H55L54 100L56 101ZM59 98H61V97H59ZM92 98H93V97H92ZM101 98H102V97H101ZM127 98H126V99H127ZM136 98H139V99H140V98H142V97H136ZM154 98H155L154 100H152V98H151L150 100L156 102V99H157V98H156V97H154ZM21 99H23V98H21ZM67 99H73V97H72V98H71V97H68ZM67 99H66V100H67ZM90 99H91V98H90ZM93 99H94V98H93ZM93 99H92V100H93ZM103 99H104V97H103ZM103 99H101V100H103ZM128 99H127V100H128ZM145 99H146V98H145ZM44 100H45V96H44ZM63 100H65V99H63ZM107 100H108V99H107ZM117 100H118V99H117ZM148 100H149V98H148ZM12 101H13V100H12ZM22 101H23V100H22ZM50 101H51V100H50ZM50 101H49V102H50ZM72 101H74V100H71L70 102L72 103ZM78 101H79V100H78ZM80 101H81V100H80ZM89 101H90V100H89ZM141 101H142V100H141ZM152 101H150V102H152ZM158 101H159V100H158ZM158 101H157L156 103H157V105L159 106V105H161V103L159 104ZM15 102H17V101H15ZM47 102H48V101H47ZM49 102H48V103H49ZM87 102H88V101H87ZM90 102H91V101H90ZM105 102H106V100H105ZM26 103H27V102H26ZM53 103H55V102H52V103H50V104L53 105ZM62 103H63V104H67L68 102H66V103L62 102ZM112 103H113V106L111 105L110 107H111V108L113 107V111H115V110H116V107H117V105H118V104H117L118 101L116 102V104H114V99H113V102H112ZM126 103H127V101H126ZM126 103H125V104H126ZM128 103H129V102H128ZM128 103H127V104H128ZM140 103H141V102H139V101H138V102H137V101H134V99L132 98V100L130 101V105L132 104V105H131L132 107H129V110H127L128 112H127V113L125 112L126 115H123V116H122V117H123V118H122V121H123V122L120 123L119 120H120L121 118H119V119L117 120V121L119 122V124H117V125H116V124H115V125H112V127L114 126L113 128H115L114 131H113V136H112L113 138L115 137V134H116V132H117L118 130L124 129V127L127 126L128 121H130V117L133 116V113L137 114L136 112L139 113L138 110H142V109L144 108L145 102H142L143 104L141 103L142 106H141V107L139 106L140 109L137 107L138 105H141ZM146 103H147V102H146ZM156 103L153 104L154 106L151 105V107H152V108L154 107V109H156V108H157V107H156L157 105H155ZM46 104H47V103H46ZM69 104H70V103H69ZM75 104H76V103H75ZM77 104H78V103H77ZM84 104H86V102H84ZM97 104H98V102H97ZM97 104H96V105H97ZM99 104H100V103H99ZM99 104H98V105H99ZM5 105H6V104H5ZM11 105H12V104H11ZM17 105H18V104H17ZM48 105H49V104H48ZM48 105H47V106H48ZM56 105H57V103H56ZM27 106H28V105H27ZM43 106H44V105H43ZM47 106H46V107H47ZM101 106H102V105H101ZM107 106H109V105H107ZM107 106H106V107H107ZM121 106H122V107H121ZM64 107L66 108V106H64ZM64 107H63V110H65ZM71 107H72V106H71ZM71 107H68V108H67V112L69 111L68 109H70V111H71ZM103 107H104V106H103ZM114 107H115V108H114ZM120 107H121L122 109H121ZM146 107H147V104H146ZM149 107H150V106H149ZM155 107H156V108H155ZM49 108L52 110V113L50 112L51 114H53L54 111H57V114H56V115H58V111H59V112L63 111V110L61 109L62 107H61V108L59 107V108H60L59 110H58L57 107H56V108L54 107V111H53L51 105H50V107H48V110H49ZM87 108H88V107H87ZM92 108H93V107H92ZM111 108H107V110H109L110 113H111ZM8 109L11 110L10 108H8ZM46 109H47V108H45V110H46ZM55 109H56V110H55ZM97 109H98V108H97ZM101 109H102V108H101ZM117 109L120 110L121 112H120V111H118V112H119L120 114H122V110L124 109V106H123V105H120ZM147 109L150 110L151 108H150V109L147 108ZM51 110H50V111H51ZM60 110H61V111H60ZM102 110H103V109H102ZM151 110H152V109H151ZM35 111H36V110H35ZM38 111H39V110H38ZM65 111H66V110H65ZM65 111H63L62 114H64ZM91 111H92V110H91ZM146 111H147V110H145L144 112H146ZM67 112H65V113H67ZM98 112H99V111H98ZM118 112H115V113L117 114ZM144 112H143V113H144ZM34 113H35V112H34ZM34 113H33V114H34ZM41 113H42V112H41ZM41 113H40V114H41ZM44 113H45V112H44ZM55 113H56V112H55ZM55 113L53 114V116L55 115ZM86 113H87V110H86ZM105 113H106V114H110V113H107L106 108H105V111H104L102 114H99V116H98V117H99V120L97 119L98 117L96 118V116H97V115H96L95 118H93L92 120L87 121L88 126L90 127V128L88 127V129H91V131H92V130H93V131L96 130L95 135H96V137H98L97 139L95 138V139H96V143H93V144H92V145L96 144V145H94V146H96V151L94 150L95 152H93L94 154H95V153H96V154H95V155L93 154L94 157L89 158V160H90V159L93 160V158H94V160H95V161L93 160V162H95L94 165L96 164V161H97V160H96V158H97V154H99V153H97V151H99L100 148H101V149L104 148V145H106L105 143L107 142V140H108L109 138H111V134H112V131L110 130L111 128H109V130H106V132H103V134H101V135H99L100 133H97V130H98V132L103 131V130H101V128H102V123H103V122H102V119H101V116H103V118H107V119H108V117H109V116L105 117V116H104ZM31 114H32V113H31ZM48 114H49V113H48ZM90 114H91V113H90ZM90 114H88V115L90 116ZM96 114H98L97 111H96ZM42 115H43V114H42ZM46 115H47V114H45L44 117H45ZM92 115H93V117H94V114H91V118H92ZM137 115H138V114H137ZM137 115H134V117H133L134 120H135V117H136ZM150 115H151V114H150ZM26 116H28V115H26ZM37 116H38V115H37ZM37 116H36V117H37ZM53 116L51 115V117H53ZM71 116H72V115H71ZM86 116H87V115H86ZM113 116H114V115H113ZM118 116H119V114H118ZM148 116H149V115H148ZM153 116H155V115H153ZM153 116H152V117H153ZM137 117H138V116H137ZM150 117H151V116H150ZM152 117H151V118H152ZM156 117H157V116H156ZM162 117H163V116H162ZM7 118H8V117H7ZM26 118H27V117H26ZM26 118H25V117H22V118H21V121L23 122V124L25 123V124H24V125H25V128H26V125H28V122H27V119H28V118H27V119H26ZM29 118H30V117H29ZM34 118H35V117H34ZM34 118H33V119H34ZM39 118H40V116H39ZM42 118H43V117H41V119H42ZM56 118H57V117H56ZM56 118H55V119H56ZM115 118H116V117H115ZM147 118H149V117H147ZM153 118H154V117H153ZM163 118H164V117H163ZM50 119H51V118H50ZM83 119H84V120H83ZM83 119H82L83 122L80 121V123L82 122V123H83V126H84V125H85V122H84V121H85V116H84ZM89 119H90V117H89ZM96 119L99 121V123L96 122V121H97ZM139 119H140V118H139ZM28 120H29V119H28ZM86 120H87V119H86ZM94 120H95V121H94ZM114 120H115V119H114ZM147 120H148V119H147ZM164 120H165V119H164ZM54 121H55V120H54ZM54 121H53V122H54ZM108 121H109V120H108ZM162 121H163V120H162ZM162 121H161V122H162ZM22 122H21V123H22ZM40 122H43V123H44V126H45V125H46L45 123H47L48 121H47V122H44V121L42 120V121H39V123H40ZM106 122H107V121H106ZM110 122H111V121H110ZM118 122H117V123H118ZM139 122H143V123H144V121H140V120H139ZM151 122H152V121H151ZM157 122H158V121H157V119H156V120H155V123L157 124ZM159 122H160V121H159ZM39 123H38V124H39ZM48 123H49V122H48ZM87 123H86V124H87ZM131 123H132V121H131ZM131 123H130V125L128 126L129 128H130V126H131ZM134 123H135V122H134ZM155 123H154V125H152V123H151V125H152L151 128L154 129V128L156 127V126H155ZM12 124H13V123H12ZM30 124H32V123H30ZM30 124H29V127L31 126ZM33 124H34V123H33ZM33 124H32V125H33ZM104 124H105V123H104ZM146 124H147V123H145L144 126H146ZM149 124H150V123H149ZM163 124H166V122H163L162 124L160 123V124H159L160 126H159V128H157V130L154 129L156 132L154 131L152 134L155 133V134H157V135H156V136H152L153 138H154V137H158V138H162V137H163V131H165V130H166L165 128H167V127H166L167 124L164 126V128H163ZM10 125H11V124H10ZM56 125H57V124H56ZM59 125H60V124H59ZM74 125H75V124H74ZM76 125H77V124H76ZM76 125H75L74 127H76ZM137 125L139 126V123H138V122H137ZM140 125H141V123H140ZM39 126H40V127H39ZM77 126H78V127H79V126L82 127L81 124H80V125H77ZM32 127H35V129H37V128L39 127V129L37 130L38 132L40 131V128H41V129H42V128H45V127H43V124H40V125H38V127H37V123L35 124V126L33 125ZM32 127H31V128H32ZM80 127H79V128H80ZM110 127H111V126H110ZM136 127H137V126H136ZM136 127H135V130L138 129V127H137V129H136ZM140 127H143V126H140ZM148 127H150V126L148 125ZM148 127H147V129H148ZM31 128H30V131L28 132V133H29L28 135L30 136V137H28V140L31 139V134H33L32 136H34V134H35V133L33 132V131H35V130H33V128H32V129H31ZM79 128H78V129H79ZM106 128H107V126H106ZM129 128H127L126 131H127ZM143 128H144V127H143ZM151 128H149L148 131L151 130ZM6 129H7V126H6ZM27 129H29V128H27ZM73 129H74V128H73ZM131 129H132V128H131ZM131 129H130V131H131ZM147 129H144V130H143L144 133L147 131ZM153 129H152V130H153ZM163 129H165V130H163ZM47 130H48V129H47ZM81 130H82V129H81ZM135 130H133V132L130 133V136L133 134L131 137L129 136V138L126 137V139H125V142H128V143L125 144V145H127V146H125V148L128 147V148H129V151H127L128 148H127L126 151H125V153H126V152H127V153L124 154V155H126V158H125L126 161H125V159H124V161H123L124 163H122L121 158H124L125 156L123 155L124 157H121V158H120V156H121V153H120V152H121V151L118 152V151L115 149L114 151H117V154H116V152H114L115 155H113V156L111 157V153L113 154V151L111 150L112 152L109 154L110 156H107L108 159L106 160V162H107V166H106V167H108V166L110 165L111 168H112V172H110L111 169H110V167H109V170H107V172L110 173V174H109V176H106V178H107V177H108L109 179H110V178H112V179L114 178L113 180L110 179V180H112V181H114V180L116 181V179H118L117 184H116V182H115V184H114V182H111V181H109V180L106 179V178H105V180L102 179V177H101L100 175L102 174V176H104V175H103L104 171H101L102 173L100 172V174H98V178L100 177V178H99L100 180H104V181H105V182H104V181H101V183L104 182V183L107 185L106 182L108 181V184H109V182H111V183L114 184V186L117 185V187H115V189H114V188L112 189V186H111L112 184H111V185L109 184V185L111 186V187H110L109 185H108V186H105V184L103 183V185L106 187V189H104V192H105V190H106V193H107V194H106L107 196H105V197H107V199L103 196V197L105 198V200H109L108 198H113V197H114V196L112 197V195L110 196V193H111V192L113 193V195H115L114 193H116V191H117V192L119 193L117 197H119V199H121V198L123 197V194H125V193L128 194V192H131V191L135 194V192H136L137 190L140 191V189H141V188L138 189V188H139V185H138V184L140 183L141 179L144 178V176H143L142 174H140V170H142V169H141V165H140V164H141L140 161H141L142 159H140V158H141L140 155L142 156V153H141L142 151H141V150L144 149V146L142 145V149H141V144H140V142H139V139L137 138L138 135H136V133H135L136 131H135ZM138 130H141V129H138ZM145 130H146V131H145ZM168 130H169V129H168ZM27 131H28V130H27ZM48 131H49V130H48ZM78 131H79V130H78ZM78 131H76V132H78ZM85 131H87V130H85ZM85 131H84V132H85ZM89 131H90V130H89ZM93 131H92V132H93ZM109 131H111L110 134H109ZM148 131H147V132H148ZM67 132H71V133H72L71 129H70V131H67ZM107 132H108V134H107ZM118 132H119V135H120L122 132L124 133L123 130H121V133H120V131H118ZM41 133H42V132H41ZM41 133H40V134H41ZM43 133H44V132H43ZM50 133H52V132H50ZM50 133H48V134L50 135ZM74 133H75V132H74ZM87 133H88V132H87ZM123 133H122L121 135H124ZM139 133H140V132H139ZM141 133H142V132H141ZM148 133H149V132H148ZM164 133H165L164 137H165V136L167 137V135H166V134H167V131L164 132ZM69 134H70V133L67 134V135H68L67 137H69ZM75 134H78V133H75ZM85 134H86V133H84V135H85ZM104 134H105V135H104ZM149 134H150V133H149ZM26 135H27V134H26ZM35 135H36V134H35ZM121 135H120V136H121ZM141 135L143 136V134H141ZM159 135H160V136H159ZM173 135H174V134H173ZM51 136H52V135H51ZM51 136H50V138H51ZM72 136H74V135H71V137H72ZM90 136H91L90 138H93V139H94V137H93L94 135H93V134L90 135ZM144 136H145L146 141H147L149 135L146 136V133H145ZM26 137H27V136H26ZM34 137H35V136H34ZM85 137H86V136H85ZM118 137H119V136H118ZM138 137H139V136H138ZM152 137H151V139H149V142L151 141V142L149 143V145H152V146H149L147 150H149V149H151V147H153V143H152V142H153L154 139H156V138H154L153 141H152ZM32 138H33V137H32ZM35 138H36V137H35ZM47 138H49V137H47ZM116 138H117V137H116ZM116 138H115V139H116ZM123 138H124V137H123ZM177 138H178V136H177ZM43 139L45 140V138H41V140L39 139V141H41L40 143H42V142L45 143V142H46V140L44 141ZM70 139H71V138H70ZM115 139H114V140H115ZM117 139H118V142H119V140L121 141V137H119V138H117ZM117 139L114 141V142H115V146H116V144H117V143H116V142H117ZM128 139H129V141H126V140H128ZM165 139H166V138H165ZM165 139H164V140L162 139V140L166 142ZM175 139H176V138H175ZM24 140H27V139H25V137H24ZM35 140H36V139H35ZM67 140H68V138H67ZM67 140H66V141H67ZM97 140H98V141H97ZM111 140H113V139H111ZM144 140H145V139H143V142L145 143ZM177 140H178V139H177ZM179 140H180V139H179ZM37 141H38V140H37ZM47 141H48V140H47ZM90 141H92V140H91V139H88L87 142H90ZM109 141H110V140H109ZM163 141H161V139H160V141H157V143L160 144L159 142H162V143H163ZM172 141H173V140H172ZM32 142H33V141H32ZM34 142L37 143L36 141H34ZM94 142H95V141H94ZM123 142H124V141H123ZM154 142H155V141H154ZM167 142H168V139H167ZM167 142H166V144H167ZM173 142H174V141H173ZM23 143H24V142H23ZM85 143H86V142H85ZM151 143H152V144H151ZM157 143H156V144H157ZM169 143H170V141H169ZM30 144H31V143H30ZM47 144H48V143H47ZM64 144H65V143H64ZM89 144H90V143H89ZM109 144H110V143H109ZM120 144H121V143H120ZM145 144L147 145L148 143H145ZM158 144L156 145L157 147H159ZM166 144L163 145V148H164V146H165ZM38 145H39V144H38ZM107 145H108V144H107ZM122 145H123V143H122ZM178 145H179V141H178ZM15 146H16V145H15ZM36 146H37V145H36ZM72 146H73V145H72ZM73 147H74V146H73ZM108 147H109V146H108ZM108 147L106 146L105 150H106ZM112 147H113V145H112ZM112 147H111V148H112ZM119 147H120V145H119L117 148H118L119 150H121L122 146H121L120 148H119ZM145 147H146V146H145ZM176 147H177V146H176ZM180 147H181V148H180ZM26 148H27V149H30L31 147H30V145H27V146L25 147V149H26ZM69 148H70V147H69ZM69 148H67L66 150H70ZM89 148H90V147H89ZM131 148H133V153H130V152H132V149H131ZM177 148H178V147H177ZM179 148H180V150H181V149H182V146L180 145ZM0 149H1L2 151H4L3 153L5 154V151H6V150H5V143H4V139L2 138V135H1V130H0ZM112 149H113V148H112ZM160 149H161V148H159L158 150H160ZM183 149H184V148H183ZM32 150H33V149H32ZM71 150H72V149H71ZM82 150H83V149H82ZM91 150H93V149H91ZM105 150H104V152H105ZM107 150H108V149H107ZM122 150H123V149H122ZM124 150H125V149H124ZM147 150L144 149V151H147ZM164 150H165V149H164ZM172 150H173V149H172ZM72 151H73V150H72ZM102 151H103V149L100 150L101 153H102ZM109 151H110V150H109ZM185 151H186V150H185ZM68 152H69V151H68ZM80 152H81V150H80ZM84 152H85V151H84ZM84 152H82V153H84ZM158 152H159V151H158ZM165 152H166V151H165ZM179 152H180V151H179ZM179 152H178V153H179ZM183 152H184V151H183ZM82 153H81V154H82ZM101 153H100V155L103 154V153H102V154H101ZM152 153H153V152H152ZM156 153H157V152H155V154H156ZM163 153H164V151H163ZM173 153H174V150H173ZM173 153H170V154H173ZM75 154H76V153H75ZM75 154H73V155H75ZM78 154H79V153H78ZM81 154H80L79 156H81ZM148 154H149V152H148ZM148 154H147V155H148ZM157 154H158V153H157ZM159 154H160V153H159ZM5 155H6V154H5ZM9 155H10V154H9ZM56 155H57V153H56ZM69 155H70V154H69ZM69 155H68V156H69ZM73 155H71V156H73ZM83 155H84V154H83ZM87 155H88V154H87ZM147 155H146V156H147ZM163 155H164V154H163ZM163 155H162V157H163ZM179 155H181V158H182V156L184 157V154L182 155V153H180ZM65 156H66V155H65ZM65 156H64L63 158H65ZM76 156H77V155H76ZM151 156H152V157H150V158L155 159L154 156H153V154H151ZM170 156H172V155H170ZM177 156H178V154H177ZM7 157H8V154H7ZM7 157L4 156L5 159H6ZM13 157H14V156H13ZM34 157H35V158H34ZM74 157H75V156H73V158H74ZM95 157H96V158H95ZM103 157H104V156H102V158H103ZM148 157H149V156H148ZM148 157H146V159H147ZM172 157L175 158V155L173 154ZM185 157H186V155H185ZM188 157H189V156H188ZM4 158H3V159H4ZM8 158H9V157H8ZM33 158H34V160H33L32 163H34V164H35V163H36V164H41L42 161H41V156H40V155H39V156H38V154H37L36 156L34 155ZM70 158H71V157H70ZM70 158L67 157L66 159H70ZM73 158H71V160H72ZM78 158H79V157H77V160H78ZM174 158H173V159L171 158V160H174ZM179 158H180V156H179ZM10 159H11V158H10ZM104 159H106V157H105ZM144 159H145V158H144ZM169 159H170V158H169ZM12 160H14V159H11L10 161H9L8 159H7V160H4L5 163H6V165H4L5 163H4V164L2 163V164L4 165V167L6 168V169H5V168L3 167V165H2V167L4 168V170H6V172L4 171V172H5V175H4V174H3V175H4V177H5V180H6L7 185L10 186V189L12 188L15 192H16V191H21V189H20V187H19V178H20V176L18 177V175H20V174L17 175V173H16L17 171H15V170H16V169H15V164H13ZM64 160H65V159H63V161H64ZM74 160H76V157H75L72 161H70V160L66 161V164H67V166H69V168H70V165H71V167H72L73 162H75ZM79 160H80V159H79ZM92 160H91V161H92ZM148 160H150L149 162L151 163V159H148ZM148 160H146V161L148 162ZM165 160H166V159H165ZM165 160H163V161H165ZM171 160H170V161H171ZM187 160H188V159H183L182 162H181V164H182L183 162H186ZM189 160H190V159H189ZM31 161H32V160H31ZM61 161H62V160H61ZM69 161H70V163H69L70 165L67 163V162H69ZM167 161H168V158H167ZM174 161H175V162H172V161H171V162L177 164V163H176V160H174ZM2 162H3V161H2ZM59 162H60V161H59ZM93 162L90 163V161H89V164H87L86 169H88V171H90L89 169H91V168H89L88 165L91 164V165H90V167H91L92 164H93ZM106 162L104 161V164H105ZM147 162H146V163H147ZM157 162H158V161H157ZM157 162H156V163H157ZM160 162H161V161H160ZM165 162H166V161H165ZM168 162H169V161H168ZM71 163H72V164H71ZM100 163H101V162H100ZM146 163H145V164H146ZM163 163H164V162H163ZM163 163H161V165L158 164V166H159V167H162V166H163ZM190 163H191V161H190ZM111 164H112V165H111ZM184 164H185V163H183V165H181V166H184V167H185ZM17 165H18V164H17ZM55 165H56V164H55ZM149 165H150V164H149ZM153 165H155V164L153 163ZM165 165H168V164L165 163ZM171 165H173V164H171ZM171 165H170V167H171ZM186 165H188V164L186 163ZM39 166H41V165H39ZM73 166H74V165H73ZM102 166H103L102 170H103V169L105 170V169H106L105 165H102ZM112 166H113V167H112ZM147 166H148V165H147ZM174 166H175V165H174ZM31 167H32V166H31ZM31 167H30V168H31ZM62 167H63V166H62ZM145 167H146V166H145ZM163 167H164V166H163ZM163 167H162L160 170H162ZM178 167H179V168H178ZM187 167H188V166H187ZM58 168H59V167H58ZM66 168H67L66 170L69 171L68 167H66ZM94 168H95V166L93 167V169H94ZM114 168H115V169H114ZM148 168H149V167H148ZM70 169H71L72 171L74 170V168H70ZM93 169H92V170H93ZM99 169H100V168H99ZM165 169H166V168H165ZM165 169H164V170H165ZM179 169H180V165L177 166V169H175V170H178V171H179ZM181 169H182V171H181ZM181 169H180V172H181L180 174L182 175V172H184L183 170L188 169V168L185 167V168L183 169V167H182ZM190 169H191V168H190ZM53 170H54V169H53ZM66 170H64L63 172H65ZM71 170H70V171H71ZM100 170H101V169H100ZM100 170H99V171H100ZM113 170H114V171H113ZM115 170H116V171H115ZM154 170H155V168H154ZM156 170H158V169H156ZM170 170H172V169H170ZM85 171H86V170H85ZM168 171H169V170H168ZM1 172H2V171H1ZM79 172H80V171H79ZM114 172H115V173H114ZM146 172H147V171H146ZM146 172H145V174H146ZM151 172H152V171H151ZM155 172H158V171H154V173H155ZM166 172H167V171H166ZM172 172H173V171H172ZM185 172H187V171H185ZM185 172H184L183 175H185ZM40 173H44V172H40ZM66 173H67V172H66ZM69 173H70V172H69ZM69 173H67V174L69 175ZM81 173H82V172H81ZM81 173H80L79 176H80V177H81V175L84 176V172H83L82 174H81ZM105 173H106V172H105ZM108 173H106L105 175H107ZM163 173H164V171H163ZM163 173H162V174H163ZM170 173H171V172H170ZM170 173H168L169 175L167 174V178H168V180H167L166 182H163V185H162V183H160L159 187L162 185V186L160 187V189H161L162 187L164 188L165 186L171 187L170 185H172L173 182H176V180H178L179 178H181L180 181L183 180L182 177H180V174L177 175V173H179V172H177V173H176V177H175V181L172 182L171 180H174V178L171 179V180L169 179L170 175L172 174V173H171V174H170ZM1 174H2V173H1ZM67 174H66V175H67ZM90 174H92V173L89 172V175H88V176H90ZM94 174H95V173H94ZM111 174H113V175H111ZM147 174H148V172H147ZM149 174H150V173H149ZM151 174H152V173H151ZM162 174H161V175H162ZM61 175H62V174H61ZM61 175H60L61 178L64 177V176H61ZM66 175H65V176H66ZM153 175H154V174H153ZM153 175H151V176H149V177H151V179H152ZM156 175L159 176V174H156ZM156 175H155V177H156ZM163 175H164V174H163ZM174 175H175V174H174ZM96 176H97V175H96ZM147 176H148V175H147ZM168 176H169V177H168ZM171 176H172V175H171ZM1 177H2V175H1ZM58 177H59V176H58ZM75 177H76V176H75ZM75 177H73V178H74V181H75ZM92 177H93V176H92ZM172 177H173V176H172ZM66 178H67V176H66ZM66 178H65V179H66ZM73 178H71V179L73 180ZM86 178H87V177H86ZM160 178L162 179V177H160ZM184 178H185V177H184ZM62 179H63V178H62ZM62 179H60L59 181H57L58 183H56V185H57L56 189L58 188L59 182L62 183V182H61ZM67 179H68V178H67ZM82 179H83V178H82ZM82 179H81V180H82ZM99 179H97V181H98V182H97V181L95 180V178H94V181L97 182V183L95 182V183H96V186H97V184L100 183V182H99V181H100ZM145 179H146V177H145ZM145 179H144V180H145ZM151 179H150V180H151ZM155 179H157V178H155ZM5 180H4V178H3V182H5ZM81 180H80V181H81ZM88 180H89V179H88ZM144 180H143V181H144ZM148 180H149V178H148ZM150 180H149V181H150ZM164 180H165V179H164ZM62 181L64 182V181H66V180L63 179ZM80 181H78V185H76V186H80V185H81V182H80ZM91 181H92V180H91ZM94 181H93V184L95 185ZM149 181H147V182L144 181V182H146V185H147V183H148V185H149ZM153 181H154V178H153ZM180 181H179V184H180ZM79 182H80V185H79ZM151 182H152V181H151ZM155 182H156V181H155ZM161 182H162V181H161ZM182 182H183V181H182ZM89 183H92V182H89ZM89 183H88V186L91 187L92 185L89 184ZM101 183H100V184H101ZM176 183H177V182H176ZM184 183H185V182H184ZM63 184H64V183H63ZM76 184H77V183H76ZM100 184H99V185H100ZM150 184H151V183H150ZM177 184H178V183H177ZM177 184H176V185H177ZM181 184H182V183H181ZM3 185H4V189H7V190H8L9 187H7V185L4 184V183H3ZM3 185H2V186H3ZM5 185H6V186H5ZM99 185H98V186H99ZM146 185H144V186H146ZM148 185H147V186H148ZM183 185H184V184H183ZM183 185H181V186H182L183 188H185L186 185H184V186H183ZM188 185H189V184H188ZM86 186H87V184H86ZM88 186H87V187H88ZM96 186H93L92 188H94V187H96ZM101 186H102V185H101ZM104 186H102V187H104ZM157 186H158V185H157ZM174 186H175V184H174ZM174 186H173V187H174ZM181 186H180V187H181ZM6 187H7V188H6ZM142 187H143V186H142ZM151 187H153V185H152ZM154 187H155V186H154ZM159 187H157V188H159ZM180 187L178 186V188H180ZM96 188H97V187H96ZM149 188H150V187H149ZM149 188H148L147 190H149ZM157 188H156V189H157ZM166 188H167V187H165V189H166ZM186 188H187V186H186ZM188 188H189V186H188ZM10 189H9V190H10ZM12 189H11V190H12ZM86 189H87V188H86ZM94 189H95V188H94ZM94 189H93V190H94ZM11 190H10V191H11ZM78 190H79V189H78ZM88 190H89V191H88ZM88 190H86V191H88V193L90 192V193H89V196H90V194H92L93 191L90 190V189H88ZM145 190H146V189H145ZM147 190H146V191H147ZM150 190H151V189H150ZM153 190H154V189H153ZM163 190H164V189H163ZM163 190H161V191H163ZM203 190H204V189H203ZM203 190H202V191H203ZM5 191H6V190H5ZM55 191H58V190H55ZM139 191H138V192H139ZM141 191H142V190H141ZM143 191H144V190H143ZM164 191H165V190H164ZM60 192H61V191H60ZM153 192H154V191H153ZM156 192H160V191L157 190ZM187 192H188V191H187ZM189 192H190V190H189ZM4 193H5V192H4ZM6 193H7V192H6ZM12 193H13V192H12ZM18 193H19V192H18ZM73 193H74V192H73ZM88 193L86 192V194H88ZM112 193H111V194H112ZM139 193L141 194L142 192H139ZM139 193H138V194H139ZM144 193H145V191H144ZM150 193H151V192H150ZM172 193H174V192L172 191ZM184 193H185V192H184ZM184 193H183V194H184ZM10 194H11V193H10ZM71 194H72V193H71ZM86 194H85V195H86ZM103 194H104V193H103ZM116 194H117V193H116ZM127 194H126V195H127ZM136 194H137V193H136ZM140 194H139V195H140ZM148 194H149V193H148ZM154 194H155V193H154ZM185 194H186V193H185ZM206 194H207V193H206ZM208 194H209V193H208ZM215 194H217V193H215ZM215 194L213 193V195H215ZM158 195H159V194H158ZM164 195H165V194H164ZM168 195H171V194H168ZM19 196H20V195H19ZM87 196H88V195H86V197H87ZM92 196L94 197L95 195H92ZM92 196H91V198L89 197L88 199H93ZM97 196H98V195H97ZM143 196H144V195H143ZM181 196H182V194H181ZM185 196H186V195H185ZM185 196H184V197H185ZM210 196H212V194H211ZM216 196L218 197V194H217ZM216 196H215V198H216ZM16 197H17V196H16ZM130 197H131V196H130ZM140 197H141V196H140ZM152 197H153V196H152ZM156 197H157V196H156ZM164 197L166 198V196H164ZM164 197H163L162 199L166 200ZM179 197H180V196H179ZM188 197H190V195H189ZM114 198H115V197H114ZM175 198H177V196H176ZM181 198H183V197H180V200H181ZM185 198H186V197H185ZM202 198H203V197H202ZM208 198H209V200H211L210 197H208ZM208 198L206 199V201L208 200ZM123 199H124V198H122V200H123ZM131 199H132V198H131ZM147 199H148V198H147ZM162 199L159 198V200H162ZM203 199H204V198H203ZM217 199H218V198H217ZM217 199H216V200H217ZM105 200H104V201H105ZM137 200H138V199H137ZM145 200H146V197H145ZM155 200H156V199H155ZM155 200H152V201H151V204L154 205V207L159 206L160 202H161V205H162V202L164 201V200H163V201H160V202H157V203H156V201H159V200H158V199H157L156 201H155ZM174 200H175V199H174ZM174 200H171L170 203H172ZM178 200H179V199H178ZM178 200H176V203H175V202H174V203H175V204H178V203H177ZM193 200H194V199H193ZM209 200H208V202H209ZM118 201H119L118 199H117V201H116V199H115L114 202H118ZM133 201H134V200H133ZM153 201H155V202H153ZM167 201H168V199L166 200V202H167ZM183 201H184V200H183ZM191 201H192V200H190V202H188V205H189V203H191ZM200 201H201V200H200ZM213 201H215V200L212 198V201H211V202L213 203ZM126 202H127V201H126ZM126 202H125V203H126ZM129 202H130V201H129ZM129 202H128V203H129ZM135 202H136V200H135ZM135 202H134V203H135ZM166 202H164L163 204H165ZM178 202H179V201H178ZM108 203H109V202H108ZM108 203H107V205H108ZM118 203H119V202H118ZM118 203H115L114 205L117 206ZM120 203H121V202H120ZM131 203H132V202H131ZM153 203H154V204H153ZM158 203H159V204H158ZM174 203H173V204H174ZM201 203H202V202H201ZM219 203H220V198H219ZM110 204H111V203H110ZM175 204H174V205H175ZM191 204H192V203H191ZM210 204H211V203H210ZM210 204H208V206H209ZM214 204H216V206H217V201H216ZM124 205H125V204H124ZM129 205H130V204H129ZM131 205H132V204H131ZM133 205L135 206V204H133ZM133 205H132V206H133ZM148 205L151 206V205H150V202L147 203L145 206H148ZM155 205H156V206H155ZM168 205H169V204H168ZM168 205H167V207H169ZM174 205H172L173 207H172L171 209H169V210H166V212H164V213L166 214L167 212H169L170 214H168V216H172L171 214L175 211V209H178V210H179L180 207L183 206V204L180 205V206H175V209H174ZM211 205H212V204H211ZM192 206L195 207V205H192ZM198 206H199V205H198ZM212 206H213V205H212ZM17 207H18V206H17ZM119 207H120V206H119ZM124 207H125V206H124ZM142 207H143V205H142ZM151 207H152V206H151ZM151 207H150V208H151ZM154 207H152L153 210H154ZM159 207H160V206H159ZM176 207H177V208H176ZM184 207H185V206H184ZM184 207L181 208V209H183V212H184V209H185ZM204 207L206 208V206H204ZM204 207H203V208H204ZM209 207H210V206H209ZM209 207H208V208H209ZM116 208H117V207H116ZM131 208H133V207H131ZM200 208H201V207H200ZM205 208H204V210H205ZM210 208L212 209L213 207H210ZM113 209H114V208H113ZM133 209H134V208H133ZM143 209H144V208H143ZM181 209H180V210H181ZM192 209H193V208H192ZM192 209H190V210H192ZM194 209H195V208H194ZM213 209H214V208H213ZM219 209H220V208L218 207V210H219ZM131 210H132V209H131ZM131 210H130V211H131ZM136 210H137V209L135 208V211H136ZM157 210H159V209L156 208V211H157ZM187 210H188V209H187ZM187 210H186V211H187ZM200 210L202 211V208H201ZM214 210L217 211V210H216V207H215ZM221 210H223V207L221 208ZM221 210H219V211L221 212ZM116 211L118 212L119 210H116ZM128 211H129V210H128ZM181 211H182V210H181ZM186 211H185V212H186ZM201 211H200V212H201ZM205 211H206V210H205ZM205 211H204V212H205ZM209 211H210V210H209ZM209 211L207 212V214H210V213H211V211H210V212H209ZM219 211H218V213H220ZM124 212H125V211H124ZM146 212H147V210H146ZM150 212H151V211H150ZM152 212H153V211H152ZM154 212H155V210H154ZM157 212H158V211H157ZM157 212H156V213H157ZM191 212H192V211H191ZM204 212L202 211V214H204ZM129 213H130V212H129ZM194 213H195V212L191 213V215L189 214L188 216H189V217H190V216L192 217ZM212 213H213V211H212ZM212 213H211L210 215H213ZM218 213H216V216H217ZM131 214H132V213H131ZM131 214H130V216H131ZM134 214H135V213H134ZM146 214H148V213H146ZM146 214H145V212H144V215H143V216H145ZM173 214H175V213H173ZM183 214H184V213H181V215H183ZM195 214L197 215L198 212H196ZM195 214H194V215H195ZM120 215H121V214H120ZM122 215H123V214H122ZM138 215H139V214H138ZM177 215H178V214H176V216H177ZM200 215H201V214H200ZM125 216H126V215H125ZM133 216H134V215H133ZM141 216H142V214H141ZM143 216H142V217H143ZM160 216H161V212H160V215H159L158 217H160ZM185 216H187V214H186ZM185 216H184V217H185ZM188 216H187V218H188L187 220H188V221H191V218L189 219ZM207 216H209V215H207ZM218 216H219V215H218ZM163 217H164V216H163ZM166 217H167V216H166ZM166 217H165L164 220H168V219L170 218V217H169L168 219H166ZM181 217H182V216H181ZM199 217H201V216H199ZM210 217H211V216H210ZM124 218H125V217H124ZM137 218H138V217H137ZM140 218H141V217H140ZM173 218H174V216H173ZM176 218H177V217H176ZM176 218H175V219H176ZM205 218H206V216H205ZM205 218H203V219H205ZM211 218H212V217H211ZM211 218L208 217L207 219H211ZM127 219H128V218H127ZM127 219H126V220H127ZM129 219H130V218H129ZM158 219H160V218L155 219V214H154V215L152 214V216H150V215L147 216V215H146L145 220H144V221L142 220L143 222H142V224L139 226L140 228H142V231H143V233H144V238H143V239H144V241L146 242V245H148V243L152 242L153 239H154L155 237L159 236L160 231H162V229L160 230V227H159V226L162 225L163 223L161 224V221H158ZM175 219H174V220H175ZM178 219H179V218H178ZM183 219H184V218H182V220H183ZM185 219H186V217H185ZM185 219H184V220H185ZM196 219H197V218H196ZM196 219H195V220H196ZM201 219H202V218H201ZM182 220H181V223L183 222ZM187 220H185V221H187ZM127 221H128V220H127ZM130 221H131V219H130ZM197 221H198V223H199L200 219L198 218ZM205 221H206V219H205L204 221L201 222V225L203 224V222L206 223L207 221H210V220H207L206 222H205ZM222 221H223V220H222ZM222 221H221V222H222ZM165 222H166V221H165ZM170 222H172L171 219L169 220V223H170ZM213 222H214V221H213ZM128 223H129V222H128ZM134 223H135V222H133V224H134ZM175 223H176V222H175ZM175 223H174V224H175ZM178 223H179V221L176 223V225H177ZM185 223L187 224V222H185ZM185 223H183L184 226L186 225ZM188 223H189V222H188ZM196 223H197V222H196ZM209 223H210V222H209ZM209 223H208V224H209ZM133 224H132V225H133ZM167 224H168V223H167ZM183 224H178L179 229L183 227ZM194 224H195V222H194ZM208 224H207V226H208ZM128 225L130 226V224H128ZM179 225H180V226H179ZM196 225H197V224H196ZM196 225H194V227H195ZM39 226H40V225H39ZM166 226H167V225H166ZM168 226H169V224H168ZM189 226H191V225H189ZM192 226H193V225H192ZM192 226L190 227V229H193V228H194V227H192ZM202 226H203V225H202ZM204 226H206V225L204 224ZM173 227H175V225H173ZM173 227L171 228L172 230H173ZM210 227H211V226H210ZM217 227H219V225H218ZM217 227H216V228H217ZM165 228H166V227H165ZM188 228H189V227H188ZM200 228H202V227H200ZM216 228H215V230H216ZM220 228H221V227H220ZM222 228H223V227H222ZM136 229H137V228H135V231H136ZM166 229H167V228H166ZM174 229H175V228H174ZM190 229H188V230H190ZM194 229H195V228H194ZM205 229H206V228H205ZM226 229H227V227H226ZM232 229L234 230V227H233ZM232 229H231V230H232ZM29 230H30V228H29ZM52 230H53V229H52ZM163 230H164V229H163ZM188 230H187V231H188ZM197 230H198V229H197ZM197 230H196V231H197ZM200 230H201V229H200ZM207 230L209 231V230H211V229H207ZM213 230H214V229H213ZM224 230H225V229H224ZM224 230H223V231H224ZM231 230H230V231H231ZM139 231H140V229H139ZM181 231H182V230H181ZM181 231H179V232H181ZM196 231H195V232H196ZM208 231H207V232H208ZM36 232H37V231H36ZM36 232H35L34 230H30L27 234H28V237H29L30 241H32V243L34 242V244H36V246H37V248L39 249V251L42 252V253H41V254H42V257L44 256V259L41 258L42 263H44L43 260H45V263L47 264V263H48V260L46 259V256L44 255V252L42 251V244H41L42 241L40 242V240H41L40 237H41V236L39 237L38 233H36ZM46 232H47V231H46ZM133 232H134V231H133ZM171 232H172V231H170V233H171ZM204 232H205V231H204ZM204 232H203V233H204ZM220 232H221V231H220ZM220 232H219V233H220ZM228 232H229V231H228ZM40 233H41V232H40ZM40 233H39V234H40ZM131 233H132V232H131ZM139 233H141V232H139ZM139 233H138V234H139ZM143 233H142V234H143ZM163 233H164V231H163ZM165 233H166V232H165ZM168 233H169V231H168ZM176 233H177V236H178V232H177V231L175 232V235H176ZM219 233H218V235H219ZM183 234L185 235V232H184ZM186 234H187V232H186ZM194 234H195V233H194ZM200 234H202V233H200ZM208 234H209V233H208ZM212 234H213V233L210 232V236H211ZM221 234H222V233H220V235H219L220 237L223 236V235L221 236ZM227 234H229V233H227ZM234 234H235V233H234ZM135 235H136V234H135ZM171 235H172V233H171ZM171 235L169 234L170 238L167 237L168 239H167V238H165V239H166V240L172 239V238H171V237H172ZM175 235H174V236H175ZM198 235H199V234H198ZM215 235H216V234H215ZM230 235H231V237H229V238H230V240H231V238L234 237V236H232L233 234H232L231 232H230ZM230 235H229V236H230ZM164 236H165V235H163V237H164ZM177 236H176V237H177ZM195 236H196V235H194V237H195ZM207 236H208V235H207ZM219 236H218V237H219ZM134 237H135V236H134ZM160 237H161V236H160ZM180 237H183V235H182V236L180 235ZM180 237H179V238H180ZM189 237H190V236H189ZM208 237H209V236H208ZM132 238H133V237H132ZM157 238H158V237H157ZM185 238H186V237H185ZM185 238H183V240H179V239H178V243H177V244L173 245V247H171V249H169V250L167 249V252H166V253H164V252L162 253V254H166L165 257H164V259H161V258H160L161 260H163L162 263H164V261H165L166 264H167V262H168V263L171 262V264H198V260H197V258L195 257V256H196L195 254L197 253L196 249H197L198 247H196V249L193 251V252H196V253L194 254L195 256L192 255L190 258H188L190 255H189L188 257L186 256L187 253H188V251L190 250V248H191L193 245L196 244L198 237H197V239H195V240H193V241H192V239H193L192 236H191V240H190V239H189V240H184ZM187 238H188V237H187ZM199 238L201 239V238H202V235H201V237H199ZM206 238H207V237H206ZM225 238H227V236H225ZM51 239H52V238H51ZM141 239H142V238H140L139 240H141ZM143 239H142V240H143ZM155 239H156V238H155ZM159 239H160V238H159ZM200 239H199V240H200ZM223 239H224V238H223ZM132 240H133V239H132ZM166 240H165V241H166ZM173 240H174V239H173ZM202 240H203V239H202ZM206 240H207V239H206ZM208 240H209V238H208ZM208 240L205 241V242H207V243L209 244ZM216 240H217V239H216ZM227 240H228V239H227ZM52 241H53V240H52ZM144 241H143V243H142L141 245L144 244ZM155 241H156V240H155ZM158 241H159V240H158ZM162 241H163V239H162ZM165 241H164V242H165ZM185 241H190V242H189L190 245L186 244ZM195 241H196V242H195ZM200 241H201V240H200ZM232 241H233V240H232ZM50 242H51V241H50ZM166 242H167V241H166ZM168 242H169V241H168ZM191 242L194 243V244L191 245ZM201 242H202V241H201ZM205 242H203V244H204V245H203V249H205V247L207 246V244L205 245ZM214 242H215V241H214ZM216 242H217V241H216ZM216 242H215V244H216ZM224 242H225V241H224ZM233 242H234V241H233ZM28 243H29V242H28ZM28 243H27V244H28ZM54 243H55V242H54ZM136 243L138 244L137 241H136ZM198 243H200V242H198ZM55 244H56V243H55ZM215 244H213V245H211V246L214 247ZM225 244H226V242H225ZM26 246H27V245H26ZM148 246H149V245H148ZM150 246H151V245H150ZM157 246H158V245H157ZM164 246H165V245H164ZM195 246H196V245H195ZM198 246H200V245L198 244ZM32 247H33V244H32ZM53 247H54V246H53ZM55 247H57L58 250H59V249H62V247H61L60 244L56 245ZM140 247H143V246H140ZM144 247H146V246H144ZM152 247H153V246H152ZM155 247H156V246H155ZM161 247H162V246H161ZM166 247H167V246H166ZM193 247H194V246H193ZM215 247H216V245H215ZM215 247H214V248H215ZM217 247H218V246H217ZM27 248H28V247H27ZM34 248H35V246H34ZM34 248H33V250H35ZM146 248H147V247H146ZM38 249H37V252H38ZM52 249H53V248H52ZM64 249H65V248H64ZM144 249H145V248H144ZM152 249H153V248H152ZM160 249H161V248H160ZM162 249H163V248H162ZM188 249H189V250H188ZM192 249H194V248H192ZM198 249H200V248H198ZM206 249H207V247H206ZM206 249H205V250H206ZM223 249H225V248H223ZM236 249H238V247H237ZM244 249H245V248H244ZM244 249H242V250H244ZM28 250H29V249H28ZM153 250H154V249H153ZM155 250H156V249H155ZM210 250L213 251L214 249H211V248H210ZM210 250H209V251H210ZM149 251H150V250H149ZM223 251H224V250H223ZM238 251H239V249H238ZM28 252H29V251H28ZM56 252H57V249H56ZM67 252H68V251H67ZM160 252H162V251H160ZM189 252H190V251H189ZM203 252H204V254L206 253V251H204V250H203ZM241 252H242V251H241ZM35 253H36V252H35ZM146 253H147V252H146ZM146 253H144V254H146ZM150 253L152 254V251H151ZM153 253H154V252H153ZM191 253H192V252H191ZM191 253H190V254H191ZM198 253H199V252H198ZM208 253L210 254V257H211L212 253H210V252H208ZM37 254H38L39 256L41 255V254H39V252H38ZM37 254H36V255H37ZM74 254H75V253H74ZM158 254H159V253H158ZM160 254H161V253H160ZM209 254H208V255H209ZM219 254H220V253H219ZM243 254H244V253H243ZM243 254H241V255L243 256ZM202 255H203V254H202ZM231 255H233L232 257H234V255H238V254H232V253H231ZM231 255H230V256H231ZM239 255H240V253H239ZM153 256H154V255H153ZM163 256H164V255H163ZM142 257H144V259L146 258L144 255H143ZM202 257H205V256L203 255ZM202 257H200L199 259H202V260H203L204 258H202ZM221 257H222V256H221ZM232 257H231V258H232ZM236 257H237V256H236ZM239 257H240V256H239ZM152 258H153V257H152ZM222 258H223V257H222ZM231 258H230L229 260H231ZM207 259L209 260V257H208ZM219 259H220V258H219ZM142 260H143V258H142ZM202 260H200L201 263H202ZM212 260H213V259H212ZM212 260H211V261H212ZM200 261H199V262H200ZM211 261H209L208 263H210ZM215 261H216V260H215ZM217 261H218V259H217ZM224 261H225V260H224ZM224 261H223V262H224ZM244 261H245V260H244ZM146 262H147V261H146ZM203 262L205 263L204 260H203ZM213 262H214V261H213ZM237 262H238V261H237ZM162 263H161V264H162ZM215 264H216V263H215ZM242 264H244V262H242Z\"/></svg>", "mask_w": 264, "mask_h": 264}]
</instances>
